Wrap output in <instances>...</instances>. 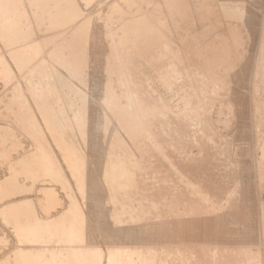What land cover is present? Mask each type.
<instances>
[{
  "label": "rangeland",
  "instance_id": "obj_1",
  "mask_svg": "<svg viewBox=\"0 0 264 264\" xmlns=\"http://www.w3.org/2000/svg\"><path fill=\"white\" fill-rule=\"evenodd\" d=\"M52 1H53V4H52ZM52 1L51 0H39V2H38V0H0V106L2 105L1 108H3V109H4V105L6 108L12 107L11 109L14 110L15 113L17 112L15 114V113H13V111L11 109H7L11 112L10 113L5 108V111H6V113H5V111L0 109L1 111H3V112L0 111V153L2 152V154H3V155L0 154V157L2 156V160L0 158V177H1L0 178V181H1L0 186H3V184L4 185L6 184L5 182L2 184V181L6 180V178L9 176L7 178V181H10V183H13V185L11 187H16L14 189L9 188L10 190L8 189L9 191H5L6 192V193L4 192L5 194H2L3 192H2V189L0 187V189H1L0 197L2 195H3V197L7 196L6 197L7 199L3 198V197L1 198L0 204L2 202H7V201L10 202V200L11 201H18V200L21 201V199H23L22 201H25V202L26 201L31 202L30 199H32V202L34 201L33 203L36 206V208L38 209L39 213H41V215H44V213H45L43 211L44 209L41 208L42 205H40L38 203L43 204L44 199L42 196L44 194H43L42 190H43V186H47V185H48V187L52 186L54 189L57 188L56 190H59L58 194L62 200V201H60L59 206L57 205L58 207L54 208V210L52 209L53 213L62 211V209H63L61 207L62 204L65 207L68 206L67 202H70L69 201L70 199H68L70 197L69 193H71L72 190H73V192H72L73 194L71 193V195L75 194V198H78L77 200L80 203H82V201H80L81 194H79L80 192L77 188V182H76L75 178L73 177V175H71L72 173L70 172V169L68 168V166H66L67 164L64 162V160L60 156V152H59V150H57L58 147H57L56 143L53 142L54 140H53L52 136L54 135V133L53 134H52V132L49 133L50 135L52 134L51 136L48 134L49 131L46 129V127L44 128V125H43L44 123L41 121L42 119L38 115V112L36 111V107L38 104L37 101L42 100L43 96H44V94L43 95L39 94L40 90L43 92L45 91V94L47 95L46 98H47V100L49 99L48 101H50V99L52 98L51 101L52 100L55 101V99H56V102H59V104H61L60 102H62V100H63V102H62V105H63L65 102L64 101L65 99H63L64 95L66 96V95H69L71 92H73L74 88L72 85H74V87L79 85L78 81H80V78L82 77V76H79L80 74L77 75L74 72H72V70L69 72V70L66 69L67 72L71 74V75L70 74L67 75V72L65 69H63V68L59 69V68L54 67V63L55 64H57V63L61 64L59 60L63 57H60V55H59V53H60L59 49L61 46L58 44V42L59 43L63 42V46H64L65 50L70 51V52H76L78 54L77 56H79L81 54L80 56L82 58V61H81L82 68L79 69L80 73L85 74L84 73L85 69H89V70L91 69V71H89V74H87L86 77L83 76L85 79L83 77L81 78L82 79L81 81L83 83H86L87 85L85 84V86H84V85H82L83 84L82 83L81 84L83 86V87L81 86L82 90H80V89L79 90L83 93L85 92L84 94H86V92L89 93L92 90L93 94L95 93L96 95L95 94L93 95L92 92L89 93L91 95H89V94L84 95L83 93L81 94L79 92L82 95V97L84 98L83 100L89 101L90 99L92 100L93 98H94L93 100L98 99L97 97H99V95H100V87H98V86L100 85V82H101V81H99L100 80L99 77H101V78L106 77L107 79L102 78L101 80H102V83H106V86L109 90L108 92H109L110 97H111L110 101H112L113 105H114L113 112H115L116 109H118L117 110L118 113L115 112V115L117 116V120L119 118L123 120L125 117L127 118L129 115L131 117L130 119H128L129 118L128 117L127 119L125 118L123 120V121H125L126 124H124L123 121H122V123H120V119L116 122V117L115 118L113 117L114 113L111 110H110V112L108 111L110 113L109 114L105 110L100 111V108L97 106V107H94L95 109H93L91 112H93L94 110H95L94 112H96V110H97V112L99 111V113L93 112L94 113L93 114V113H87L86 112V115L84 113V118H86L87 115L89 118L87 117L88 121L84 119V122H86L87 124H85V123H83V124L88 125L89 127L92 125L90 127L91 129L87 128L88 126L85 127L83 125L80 132L83 130L81 132V134H83V133H85V134L81 135V134H79L80 133L79 127L76 125V123H73L74 121L72 119H68L69 120L68 125L73 123L70 125V127L73 129L71 130V128H70V129L65 131V133L69 132L68 133L69 135L65 134V138L67 140H69V138L71 139L73 137L69 141H74L73 144H75V146H77L78 148L83 149V147H84V150L87 149V150H85L86 152L83 150V152H85L86 154L88 153L90 147L94 148L92 146L93 145L97 146V144H98L97 148H96V146H95L96 149L94 148L95 149L94 152L96 155H98L97 152H99L100 150L104 149V151H106L107 148H109V147H112V148L108 149V151H107V153L109 152V154L112 153L114 155V153H115V155H117L116 152L118 154H122L123 152H124V154L129 153L128 155L130 157H128V158H130L133 165L135 164L133 166V168L134 167L137 168L136 169L137 171L134 168L135 172H138V170L141 171L142 168L147 167L148 165H152V166L148 167V169H150L151 171L148 170L147 168L146 169L144 168L145 170L142 169V173H144V174L141 176L143 177L144 180L142 178L141 179L139 178L141 182L138 179V177H141V176H138V173H136L137 179H138V180H135L136 185H135V182L133 183L134 185H131L132 188L135 186L136 187L133 188L132 190L130 189L131 188L130 187L129 188L130 191H128L129 193H126V191H124L126 193L125 194L124 192L121 193L120 190H117V191H119V193L116 191V193H118V195L117 196H115L116 194L114 195L115 201L119 198V195H122L123 193L126 195L124 198H127V200H124V198H122L123 196H121L118 199V201L121 203V205L118 201H116V203L117 202L118 203L117 204L115 203L116 207L114 206L115 207L114 210L119 214L120 218H122V223L124 222V220L126 221V222H124V224L127 223V220L129 221V223H127L128 225L123 224L124 228L125 227H126V229L128 228V230L125 229V231L127 232V235L129 234V236H127V238H126V241L128 240L126 243L131 244L132 246H135V247H136V245H138V247H136V248H138L137 249L138 253H140L142 255H144V253H145L146 257L152 256L153 258H150L151 260L148 259L149 261L152 262V263L150 262L151 264H155V263L159 264L160 257H161V260H166L167 257L168 258L170 257V259H169L170 261L168 260V258L165 261L166 263H164V261H163L164 264H169L170 262H172L175 259V257H171V255H170V253L173 254L174 252H176V254L174 253V255H172V256H177V258L175 259L176 262L175 261L172 262L173 264H174V262H175V264H179V263L180 264L181 263L182 264L183 263L184 264H188V263L189 264L190 263L191 264H198V263L199 264H201V263L202 264H209V263L210 264L211 263L212 264H222L223 261L227 259V256H228V262L229 263L226 260V261H224V264H264V221H263L264 220V175H263L264 174L263 173L264 172V112H263L264 106L263 105L264 104L263 105L261 104V106H259L260 103H262V101L264 102V100H263L264 99V90H263L264 89V87H263L264 86V83H263L264 80H262V79H264V77H263L264 76L263 75L264 74V70H263L264 67H262V66H264V64H263L264 63V55H263V52H261L264 50V48H262V47H264V45H263L264 44V42H263V40H264V0H174V1L173 0H69V1L68 0H57V1L52 0ZM172 2H173V4L175 2V8L177 10L172 8V6H173ZM60 3H62V4L64 3L63 4L64 6H62V4H60ZM223 3H224V5H223ZM4 9L6 11H8L9 13H7ZM19 9H20L21 16L18 15V14H20V13H18ZM51 9H53V10L51 11ZM57 9H58V11H57ZM115 9H116L115 13L111 14V11H113ZM237 9H239V10H237ZM249 9L252 11V13ZM61 10L63 12H61ZM173 11L174 12L176 11V13H174ZM184 11H186V12H184ZM246 11H248V18H247L248 22L247 21L245 22V20H246L245 17H247ZM227 12H229V14ZM240 12L241 13L243 12V13L241 14ZM233 13L234 14L236 13L235 16ZM249 13H250V15H249ZM232 14L234 17H230V15L232 16ZM239 14H241V15H239ZM237 15H239V16H237ZM242 15L245 17L243 18ZM62 16L63 17L66 16V19L65 20L63 19L60 21L59 17H62ZM133 16L134 17L137 16L142 21H147L148 24L155 26V28L161 26L163 29L161 31L164 33L166 40L175 41L174 38L177 37V39L179 38L178 40L181 41V43H180V45H177L176 48H174V47L169 48L170 45L167 46L164 43H163V45L161 44L159 46L158 50L162 51V52L159 53L161 55L158 54L156 56V58L159 57L158 59L155 58L153 61V59L150 58L149 62L147 64L139 63L140 65L138 66V69H135V66H132V72H133V75H135V76L130 81L128 79H126L127 81H129V83H128L127 81H125V79L123 80L120 77L119 73L116 74L119 77H117L116 75H111L112 74L111 69L113 68V66H112L113 64H111V63L115 60L114 56H113L114 49L115 50L120 49L117 46V38L120 36L121 33H125L126 31H128L127 29H130ZM177 16L180 17L182 20L186 19V21H184V26H185V29L187 31L185 32V34L182 38L179 35H176V32L173 28V24H175L177 21V19H176V18H178ZM240 16H241V19H240ZM251 17L254 19H252ZM188 18H190V19H188ZM235 18H237V19H235ZM173 19H174L175 23H174V21H172ZM81 20L83 22L85 20H87L88 22L89 21L92 22L93 23L92 26L94 27L93 28L94 30L97 27V29L95 30V33L91 34V36H90L91 42L94 43V50L93 51L90 49L87 51V49H79V47L78 48L73 47V46H76L75 43H76V38H77L76 37L77 32H75V31L77 29H79V30L81 29V31H82V28H80L83 24ZM22 21L25 22L27 29L24 27L25 25H22V24H24ZM79 21H81V24H79L80 23ZM190 21H192V22H190ZM194 21H195V23H194ZM199 21H201V22H199ZM108 22H109V24H108ZM26 23H29V24H26ZM94 24L96 25V27L94 26ZM106 24H108V25H106ZM19 25H20V27H19ZM21 25L23 28H21ZM77 25H78V27H76ZM17 26L19 28V29L17 28L18 32L15 28ZM202 26H203V28H202ZM28 27H30V29ZM31 27H32V29H31ZM74 27L77 29H74ZM197 27L199 29L202 28V30L201 29L199 30ZM24 28H25V30H24ZM20 29L24 30V31L22 30L23 35L19 34V33H21ZM28 29H29V31H28ZM71 29H74V30L72 31ZM107 29H109L108 32H107ZM197 29H198V31H196ZM30 30H32L33 32ZM79 30H77V31H79ZM109 31H111V32H109ZM114 31L116 32L115 34H114ZM189 31H193V32L195 31V33H193V32L188 33ZM11 32H13V33L16 32L19 34V36H18V34H16V33L12 34ZM26 32H29L28 37H27ZM69 32L73 36L76 35V36H74L75 39H74V37H71V38L69 37V36H71L69 34ZM71 32H75L76 34H73ZM31 33H33V34H31ZM51 33H54V35L56 37L54 35H51ZM24 34L26 37L24 36ZM190 34H191V36H193L192 34H194V36L189 37ZM195 34H196V36H195ZM49 35L51 37H53V39L51 37H49ZM66 35H69V36L67 37ZM133 35H134L133 38L139 39V36L137 35V33H133ZM43 36H45V37H43ZM47 36L49 38H47V40H46ZM187 36H188V38H186ZM62 38H64L66 41ZM67 38L68 39L70 38V40L73 38V40H75V41L72 42L73 40H71L70 41V42H72V44H71L69 42V40L67 42ZM191 38H192V40H191ZM51 39H52V41H51ZM188 39L191 41H189ZM43 40H44V42H43ZM49 40H50V42L47 44L46 41L48 42ZM115 42H116V45H115ZM65 43L66 44L68 43L67 46ZM133 44H135V43L130 42L127 46H125L126 50L130 54H132V51L134 49ZM57 45H59V46H57ZM61 45H62V43H61ZM55 46H57V47H55ZM65 46L67 47V49L65 48ZM68 46H72L74 51H73V49H71ZM54 47L57 48L58 50L55 49ZM53 48L55 51L52 50ZM75 48H76V50H75ZM78 49H79V51H78ZM62 50H63V48H62ZM80 50H81V52H80ZM89 51H92V53H90ZM50 52L52 54H50ZM117 52L119 53V50H117ZM55 53L58 54V58H57V56L56 57L54 56V55H57ZM120 53L118 54V56L121 57ZM165 53H166V55H165ZM168 54H170V55H168ZM50 55H53L55 58L51 57ZM261 56L263 58H261ZM160 57L162 59H160ZM163 57H165L166 59ZM54 59H56V61ZM49 60L51 62H49ZM160 60L162 62H160ZM65 62H68V60ZM118 62H119V60H118ZM157 63L158 64L161 63V64L158 65ZM108 64L112 66V67L111 66L108 67V70H110L109 73H111L109 75H108V73H105V71H104V70H106V71H108V70L106 68L103 69L104 67L109 66ZM39 65H42V66L52 65V67L56 68L55 73H57V71H60L62 73V74L58 73L56 75H60L59 77H62V79L64 77H67V78H64L62 80L63 83H62L61 79L59 80V78H58V80L60 82V84H59L58 80H57L58 76L56 77L55 73H54V75H52L53 73L50 71L49 73H47V75H45V74L44 75L49 76V74H50V76H49L50 77V80H49L50 83H51V80L55 79V77H56V79L52 81L53 83L51 85L48 82L47 77L42 76V74L39 77V75H38V74H40V70L38 69ZM133 65H136V63H134ZM144 65H147V68L144 69ZM157 65H158V67H157ZM63 66H64V64H63ZM35 69L38 71L36 72ZM260 69L262 71H260ZM28 71H29V73H27ZM145 71H147V73ZM30 72H32V73L30 74ZM33 72H35L36 74H34ZM140 72L142 73L141 77L139 76ZM25 73H26V75L30 74V76L29 75L26 76ZM98 74H100V75L102 74V75L101 76L99 75V77L97 78ZM34 75H37V79L35 78L36 76H34ZM61 75H63L64 77ZM73 75L74 76L76 75L77 77H74ZM69 76H70V78H69ZM25 77H27V78H25ZM29 77H30V79L32 78L34 81H37L38 84L34 83V81L32 79H31L32 83L30 81H28ZM41 77H44V79L42 78L43 81L39 80V79H41ZM73 77L75 78V80H73L74 79ZM78 77H79V79H78ZM137 77L142 78L144 84H137L136 85V83H134V81L136 80ZM24 78H25V80H23ZM68 78L70 81L67 80ZM26 79H28V80H26ZM65 80H67L66 82H68V83H71L73 81L74 84H73V82L71 83V85L67 84L66 82L64 83ZM91 80L99 81V83L95 82V81L93 82ZM122 80H123V82H122ZM24 81H26L28 83H24ZM41 81H42V85L40 83ZM81 81H80V83H81ZM45 82L46 83L48 82L47 85L49 87L45 86L46 85ZM54 82H56V83H54ZM91 82L96 83V84L91 85ZM33 83H34V85L40 84L41 87L43 86L44 88H46V90L45 89L43 90V87H42V89L39 88L40 90H38L37 87H40V86L36 85L35 90L32 92V93L35 92L34 94H37L38 96H40L42 98H39L40 100H38L37 95H35V97H36L35 98L34 94H31V92H30V94H29V92H27L28 93L27 94L26 92L23 91L24 93L22 94V96H19L15 99V107L16 108L13 109V105L10 106L12 103L9 104V102H8L9 100H11L12 94L13 95L15 94L14 92L12 93V91L15 90V92H16L17 91L16 87L18 88L19 85H21L20 87H24L26 84L31 86V85H33ZM54 84L55 85L57 84L58 86L57 85L56 86L57 87L60 86V87L55 89L56 86ZM63 84H66V86ZM258 84L260 85V88H258L259 87ZM93 85L96 86V88L93 87L94 89L93 88L89 89ZM134 85L137 87L139 86L138 90H135V89H137V87L135 88ZM140 85H141V87H140ZM144 85H147V86H144ZM67 86L71 87L72 89L68 88ZM126 87H129V88L132 87V88L129 90V88H126ZM12 88H13V90H12ZM47 88L48 89L50 88L49 90L52 93H50L49 90L47 91ZM51 88L53 90L59 89L58 91H60V90L61 91L60 92L57 91V93H56L55 91L53 92V90H51ZM85 88H87V89H85ZM139 88H140V90H139ZM84 89L86 91H84ZM97 89L99 90V92L97 91ZM123 89L125 91H122ZM126 89H128V90H126ZM133 89H134L133 92L135 94L132 92ZM68 90H69V92H68ZM259 90H260V92H259ZM65 91H66V93H65ZM261 91H262V93H261ZM47 92H49V93H47ZM77 92H78V90H77ZM123 92H124V94H122ZM129 92L135 96H133V98H132V95ZM102 93L103 92L101 91V95H102ZM252 93H253V95H252ZM254 93H256V94L254 95ZM48 94H49V96H48ZM97 94H98V96H97ZM139 94L144 95V103L146 105L145 111L140 106H139L140 110L137 108V106H136L137 102L131 103V101H129V98L131 100L134 99V101L137 100L140 96ZM32 95H33V97H32ZM50 95L52 97H50ZM57 95L58 96L62 95V96L60 98L59 97L56 98ZM87 95L92 97V98L88 97ZM126 95L128 97V100L126 98ZM85 96H87V99H85ZM258 97H260V99H257ZM88 98H90V99H88ZM125 98H126L127 103H124ZM35 99H37V101ZM81 102H80L81 103L80 107H84L83 108V110H84L85 106H86V104H85L86 102L85 103L83 101H81ZM256 102H257V105L255 104ZM7 103L9 104V106ZM131 104H132V106H131ZM29 105H31L32 109H30ZM129 105L131 106V108H129L130 107ZM133 105L136 108L133 107ZM156 105H158V106H156ZM163 105H165L163 109L164 110L166 109L167 113H166V111L164 112V110L161 108V106L163 107ZM127 106L129 108V110L131 109L130 112L131 113L133 112L134 117L135 118L137 117V120L138 119L140 120V118H141L140 121H142V120L143 121L142 122H140L139 120L136 121V119H134L132 117L133 116L132 114H128V112H129L128 108L125 109ZM262 106H263V108H262ZM74 107L77 108L78 106H74ZM75 108H73V109L67 108L68 110H66V112H68V114H69ZM134 108L138 112H134L135 111ZM160 109H162V110H160ZM126 110H128V111H126ZM141 110H143L142 111L143 113H140ZM31 111H34L35 113L31 112ZM162 111L167 115H165L164 113L162 114ZM18 112H20V114L22 113L24 115L21 116L22 115L21 114L19 116ZM29 112H31L30 116L28 115ZM104 112L107 114L106 115L103 114ZM124 112L127 114H125ZM256 112H257V114H256ZM261 112H263V113H261ZM3 113H5V114H3ZM7 113H8V116L10 115V117H8L6 115ZM144 113H146V115H143ZM11 114H13V116ZM14 114H15V116L16 115L18 116V117L16 116V118L19 120H17L14 117ZM92 114L95 116H92L93 120L91 119L92 122H90L91 121L90 115H92ZM98 114L101 116H99ZM121 114H123V118H122ZM25 115H26V117L27 116L29 117V118L27 117L28 118L27 122L24 121L26 119H24V120L22 119L23 117H25ZM31 115H32V117L35 115V117L30 118ZM69 115L68 116L72 118V116H71L72 113ZM110 115L111 116L113 115L112 117L114 120L112 119V117ZM118 115H121V116H118ZM136 115H139V116H136ZM11 116H12V118H11ZM106 116L108 117V119ZM142 116H143V118H142ZM144 116H146L147 118L150 117V121L153 124L151 123V125H148V124H150L149 123L150 121L145 122L144 120L147 118ZM100 117H102L101 120H100ZM138 117H140V118H138ZM178 117H180V118H178ZM35 118H36V120H34ZM12 119L16 122H14ZM29 119H31V120H29ZM103 119L106 121H104ZM70 120H72L73 122H71ZM94 120H96V121H94ZM110 120L113 122L112 124L110 123ZM148 120H149V118H148ZM148 120H146V121H148ZM23 121H24V126L27 125L26 129H24V130H27L28 127L30 128V129L28 128V130H31L30 125L32 126L31 131H28V132L26 131L27 134L25 133V131L23 129H21V128H25L23 126V123H22ZM34 121L35 122L37 121V123H36L37 126H36ZM129 121H130V123H132V122H135V123L138 122V123H136V125L134 123L135 126L131 127L132 125L131 126L128 125V124H130ZM173 121H174V123H173ZM19 122H20V125H19ZM28 122L30 125L27 124ZM32 122H33V124H32ZM96 122H98L99 124ZM100 122H102V123H100ZM106 122L109 124H106ZM180 122H183V125H182V123L180 124ZM91 123H95V124H91ZM116 123H118V124H116ZM169 123H171V124H169ZM15 124L16 125L18 124V126H19L18 128H20V127L21 128L18 129L17 126H15ZM103 124L105 126L104 129L109 127V125L111 126L109 128H112V125H113V128L117 129V130L115 129L116 131L114 130L113 132H115V134H117L116 132L119 131L118 134L121 137L124 136V140L126 138L125 141L123 140L124 143H121L123 146L118 145L117 143L113 142L115 140L114 136H116V135L113 136V132L110 133L109 128H108V131L106 130L107 133H104V132H106L105 130H101V128L103 129V127H101L99 131L97 129H95L96 127L98 128L99 126H103ZM114 124H115V126H114ZM144 124H145V126H144ZM173 124L174 125L176 124V126L174 127ZM184 124H186V125H184ZM33 125L35 126L36 129L38 127V129L36 130ZM72 125L75 127H73ZM123 125H124V128H123ZM125 125H128V126L126 127ZM138 125L141 126V127L139 126L140 129L137 128ZM152 125L155 127V128L153 127L155 131H152L151 129H149V126L152 127ZM142 126H143V128H142ZM146 126H148V127H146ZM132 128H134V129H132ZM34 129H35V132L32 133ZM74 129H76V130H74ZM88 129L90 132L87 133ZM125 129H127V130H125ZM70 130L73 133H70ZM84 130H86V132ZM134 130H137L138 132H136ZM146 130L149 134L152 132L151 136L152 137L154 136L155 138L154 137H153L154 139L150 138L151 136L148 134H147L148 136L144 135L143 133L146 134V132H143V131H146ZM156 130H157V133L155 136L154 134H155ZM173 130H174V132H172ZM180 130H182V131H180ZM92 131H94V132L92 133ZM97 132H100L99 134H101V135L104 133L103 135L105 136V139H104L103 135L101 137L99 134H97ZM127 132H128V134H127ZM133 132L136 133L137 135L142 133L140 135L143 138L139 137L140 135L139 136L135 135ZM158 132L161 133V134H159V136L163 135L164 140H163L162 136L161 137L158 136ZM28 133H30L32 135H29ZM125 133L128 136H130L131 139L129 137H127ZM92 134H94V135L97 134V135L94 136ZM105 134L109 138L111 137L114 140L109 139ZM132 134H134V135H132ZM164 134H165V136H164ZM66 135H67V137H66ZM78 135L80 136V139H79ZM89 136H90V138H88ZM93 136L94 137L99 136L102 141L103 140L105 141L108 139L107 140L108 142L105 141L108 144V146H107V144L105 145V143H103L104 141L102 142L101 140H99V143H97V144L90 143V140H88V139L92 140ZM135 136H137V137H135ZM145 136H146V138H144ZM81 137L82 138L84 137L85 139L84 138L81 139ZM106 137H107V139H106ZM133 137H134V141L132 142ZM147 137H149V141H148ZM51 138L53 141L51 140ZM136 138H138V140H135ZM161 138H162V140H161ZM75 139H76V141H75ZM141 139H144V141L146 139L145 143ZM155 139L158 142L155 141ZM165 139H167V140H165ZM50 140L52 141L51 142V144H52L51 149H53L52 152H51V149H49L51 147ZM82 140L84 141L83 146L81 145ZM87 140H88V142H87ZM77 141H79L80 143H78ZM147 141H148V143L151 142L149 144L150 147L152 145L154 146L156 144L157 146L155 145L154 148H153V146L151 148L157 149L159 147L158 149L160 150V152H158L159 151L158 149L157 150H150L151 148L147 145L148 144ZM159 141L160 142L162 141V143H159ZM164 141L166 142L165 144H167L166 147H167L169 153H167V151H166L167 149L165 150L166 147L164 145ZM125 142H127V143H125ZM137 142H140V143H138V146H136ZM141 142L143 143V145L146 148L143 147V145H140V144H142ZM53 143H54V145H53ZM109 143H112L113 146H111L112 144L110 145ZM130 143H132V144H130ZM99 144L102 145L101 149H100L101 145H99ZM116 144L118 146H120L119 147L120 150H123L125 148L124 145L125 146L127 145L128 147H131V148H129V150H128V148L126 146L125 150H123L122 152L119 150V152H118L117 150L119 148H117V150L115 149V147L117 146ZM41 145H43V146H41ZM45 145L46 146L50 145V146L48 148V147H45ZM104 145L107 147H105ZM132 145H133V147H132ZM134 146L136 147V150H135ZM141 146H142V148H141ZM161 146H164V147H162L163 149L161 148ZM137 147L142 149L141 152H143L144 149H146L147 151H144L142 154L141 152H139V150H141V149L138 148L139 149L138 150ZM41 148H42V150H41ZM91 148H90V151H91ZM170 148H171V150H170ZM173 148L174 149L180 148V150H178V149L174 150ZM111 149H112V151L114 150V152H110ZM148 150H150V151H148ZM40 151H42L41 154L43 156L46 152L49 154H51L53 152L55 154L57 153L55 155L56 158L54 157V154L51 155V158H50L49 154L47 155V153H46V155H45V158H46V156H49V157H47L48 159H45V161H46L45 163L48 164V162L51 161L52 165H55V166H52L49 163L48 167L49 166L50 167L48 168L45 163L44 164L46 165V167L44 166V164L38 163V153ZM90 151H89L90 154H87V155H88V157H90L89 159L93 158L94 161H93V163L92 162L91 163L94 164V162L96 163L95 160L98 156L95 158L94 156H96V155L94 154L93 149L91 152ZM130 151H133L132 153H133V156H135L134 157L135 159L133 158V156H131ZM136 151H138V152H136ZM151 151H152V153L154 151V153L148 154V152H151ZM156 151L158 153L166 151L165 154L167 153L168 158H169V156H171L170 158H172V159H173V157L174 158L177 157V159H179V156H180L182 158V161L179 160V161H181V163H180L179 161H176V159H175V162H173L171 164V162L173 160H171L169 158L171 160V162H169V161L167 162L166 161L167 155H164V152H163V154L162 153L158 154ZM170 151H173V153H171V155H170ZM174 152L177 153V156ZM182 152L183 153L186 152L184 154H187V156L182 154ZM5 153H6L7 157H4ZM91 153H92V157H91ZM140 154H142L141 156H143L144 159H143V157L140 156ZM172 154H174L175 156L172 157ZM137 155H139L141 157L140 158L141 160H139V157H136ZM148 155H149L150 159L147 157ZM159 155H161V157L165 158L166 160L161 159V157ZM58 156H59V159L61 161V164H59L60 161L57 158ZM145 156L148 159L147 158L145 159ZM184 156H186V159H184ZM35 157H37V158H35ZM106 157H108V155H106ZM6 158H8V160ZM33 158L35 159V161ZM4 159L7 160V161L5 160L7 163L4 161ZM22 159L24 160V162L28 161V164L26 163V165H29V166H26L23 163ZM53 159H55V160L57 159L56 161L58 163L56 161L54 162ZM183 159H184V161H183ZM19 160L20 161L22 160V161L20 162ZM133 160H134V162H133ZM150 160H152V161L150 162ZM164 160L166 162L165 166L168 165V167L172 168L173 166H171V165H174V163H177V162H178V164L180 163L179 164L180 166L178 164H177L178 166L175 164L176 165V169H175L174 168L175 165H174L173 168H174L175 172L171 171V168H168L167 166L166 167L168 169L167 168L162 169V167L164 166ZM188 160L190 162H187ZM29 161L33 165L30 164ZM135 161H136V163H135ZM141 161L142 162L145 161V163H142ZM146 161L149 163H147ZM11 162H12V164H11ZM140 162L143 165H140ZM183 162H184V165H183ZM191 162L193 165L191 164ZM8 163H10V164H8ZM56 163L59 165H57ZM154 163L158 167L154 166ZM156 163H158V164H156ZM20 164H21V167H23L22 169H20ZM23 164L25 165V167ZM137 164L140 167L137 166ZM181 164L183 166V171H186L187 168H189V169L191 168L192 170H195L197 168L199 169V167H200V169L199 170L197 169L198 172H197V170L196 171L191 170L194 173L189 172L188 174L191 173L192 176H194V177H192L190 174L189 175L190 177L188 178L190 180H188L187 179L188 174L186 172L183 173L182 170L181 171L183 173V176H184V174H187V176H184V177L181 176V174H182L180 171ZM186 164L192 165V166L196 165L197 168H196V166H194V167L188 166V167H186V169H184V166H187ZM40 165L41 166L43 165V168L45 167V168L49 169V171L51 169L50 172H55L56 168H58L62 165L60 168L63 167L64 170L63 169L62 170L64 171V173H62L63 171L61 172L62 174L60 172H58V173H60L61 175L64 174V176H67L66 180L67 179L68 180L66 182L69 184L67 185V183H66V186H68V187L70 186L72 188L74 187V189H71L70 191L69 190L65 191V189H67L68 187H66L65 189L64 188L61 189L60 186H57V185H59L58 183L50 181L51 177L49 179V176L41 175L39 170L42 169V167ZM32 166L34 168H32ZM159 166L160 167L162 166L161 167L162 172H164L163 170H165V172H164V173H166L164 175V176H166L165 180L169 181V178H171L170 182H171V186L174 185L173 187L170 186V182H169V185L167 184L168 183L167 181H164V183L161 182L164 178L160 175L162 172L161 173L159 172V171H161ZM28 167L32 168V170L35 169L34 172L37 170L36 173L39 172L40 174H38V175H40V176L38 177V175H37V177H35L36 176L35 175L33 177L34 179H32V177L30 178V175L32 174V172H31V169ZM53 167H56V168H53ZM155 167L157 168L156 170H158V173L155 171ZM177 167L178 168L180 167V169H179L180 173L177 172L180 174V177H182V179L180 178V180H179V178H176L177 176H179V174L177 175V173H176V170L178 171ZM60 168H58L57 171H59ZM153 168H154V171H153ZM163 168H165V167H163ZM173 168H172V170H173ZM10 169H12L13 172ZM52 169L55 171H52ZM189 169L187 171H190ZM146 170H148V171H146ZM8 171L10 173H8ZM18 171L23 176L21 174L17 173ZM20 171H22V172H20ZM60 171H61V169H60ZM140 171H139V173H141ZM167 171L168 172L171 171V173H168ZM150 172L151 173L155 172V175L154 174L150 175L151 174ZM11 173H14V174L16 173V175H14V174L12 175ZM25 173H27L26 174L27 176L24 175ZM65 173H66V175H65ZM146 173L147 174L149 173V176L144 177V175ZM156 173H157V175L158 174L160 175V178L158 177L159 175L158 176L156 175ZM28 174H30V175H28ZM168 174H172V175H168ZM173 175H176V176H173ZM10 176L13 179L14 178L16 179L19 176L21 178V180H19L20 178L18 177L19 179L17 178L16 179L17 181L15 180L16 182H11ZM12 176H15V177H12ZM151 176H156V177H153V179H154L153 181L156 180L155 178H158L155 181L156 186L153 184L154 182H152ZM172 176H173V178L175 177V179H177L179 182L172 179ZM27 177H29L30 179L29 178L27 179ZM161 177L163 179L160 181ZM167 177H168V179H167ZM191 177H192V179H191ZM3 178H5V179H3ZM24 178H26L27 180ZM43 178H44V180H43ZM13 179H12V181H14ZM194 179H196L195 181L197 183L194 182ZM41 180H42V182H41ZM150 180L152 183L150 182ZM158 180L161 182L162 185L158 182ZM186 180H188V183H186L187 182ZM191 180H193V181H191ZM69 181L71 182L72 185L70 184ZM137 181H139V182H137ZM144 181L147 182V183H144L145 186L148 183H149L148 185H152V186H150V188H148L149 190L152 189L151 187H153V185H154V189L151 190L152 193H151V191L149 192V190L147 189V187H149L148 185L146 188L145 187L143 188L144 185H142V184ZM175 181H176V183H173ZM189 181H190V185L192 182V185L193 186L196 185V189L199 191L194 190L195 186L194 187L191 186L193 188L192 189L189 185ZM17 182H19V183H17ZM21 182L23 185L24 184L25 185L23 186L22 184H20ZM165 182H167L166 185H165ZM183 182L186 184H184ZM202 182H204V183H202ZM205 182H206V185H205ZM14 183H15V185H14ZM16 183L18 186L16 185ZM137 183L138 184L140 183L142 187L137 186ZM53 184L55 186H53ZM175 184H176V186H175ZM199 184H202V185L200 186ZM19 185H21V186H19ZM159 185L163 186V188L165 187L164 188L165 190L167 189L166 188L167 185L170 187V188L168 187V191L171 193H169L167 190L165 193V196L169 200L167 198H163L164 200L161 199V197H164L163 195H164L165 191H161V190H163L162 188L159 191V189H160V188H158ZM186 185H187V187H186ZM161 186H159V187H161ZM21 187H23V188H21ZM138 187L141 189L137 190V189H139ZM197 187H199V189ZM187 188H189L190 191ZM11 189L13 191L15 190L16 194L13 191L12 192L16 196L11 192L13 194V196H12V194L10 193ZM16 189L18 191H21V192H18L19 194H17ZM36 189H38V190H36ZM75 189H76V191H74ZM144 189H147L148 192L152 194L151 195L152 197L149 195L147 190H144ZM123 190H125V189H122L121 191H123ZM126 190H128V189H126ZM136 190H137V192H136ZM154 190H155V192H154ZM191 190H192V192H191ZM193 190H194V192H193ZM157 191H159V194L157 193ZM188 191L193 193V195L189 196L191 193H188ZM208 191L211 192V193H209L210 195L208 194ZM8 192L11 194L12 197H9L10 194ZM64 192H66V193L69 192V193H67V195H66V193H64ZM132 193H134V196L132 195ZM161 193H163V194H161ZM187 193H188V196H187ZM76 194H77V196H80V197H77ZM129 194L132 195V197H134L135 199L134 198L132 199V197ZM195 194H197V195H195ZM14 196H15V199H14ZM153 196H155V198ZM159 196H161V197H159ZM193 196L194 197L196 196V197L193 198ZM197 196L199 199H201V201L199 199H196ZM27 197L30 198L29 199L30 201L27 200L28 199ZM129 197H131V199ZM208 197H209V200H208ZM41 198H42L43 202L41 201ZM121 198L123 199L122 200L123 202L121 201ZM156 198H157V200H155ZM3 199H5V200L3 201ZM8 199H10V200H8ZM38 199H40V201ZM159 199H161V200H159ZM129 200H130V202H129ZM132 200H134V201H132ZM140 200H142L143 203ZM152 200H154V201H152ZM35 201H38V202H35ZM126 201H127V203H126ZM159 201L164 205H162L161 203H160L161 205H159ZM164 201H165V203H163ZM61 202H62V204H61ZM131 202H132V204H131ZM122 203H126V204L122 205ZM128 203L130 206H128ZM152 203H154V204H152ZM136 204H137V206H136ZM145 204H147L149 206L146 205V207H145L144 206ZM150 204H152V205H150ZM132 205H135L137 208L133 207ZM158 205H159V208L157 207ZM166 205H168V208H165V209L167 211H169L170 213L167 212L162 207V206L165 207ZM169 205H171L170 208H169ZM118 206H120V207H118ZM262 206H263V208H262ZM128 207H129V209H128ZM155 207H157V208H155ZM221 207H222V209H221ZM121 208L124 209V211ZM132 208L133 209L135 208V209L133 210ZM171 208L172 209L174 208V209L172 210ZM137 209L139 210V212L141 210L142 211L139 213V212H137ZM154 209H155V213L153 212ZM159 209L161 210V212ZM117 210L121 211L122 213L118 212ZM150 210L152 211L151 213H150ZM126 211L127 212L130 211L131 213L130 212H128V213H130L132 216L130 214H128ZM135 211L137 213H135ZM145 211H148V212H145ZM173 211L175 213H177V212L178 213L175 215V213L174 214L172 213ZM185 211H187V212H185ZM222 211H224V214L222 213ZM126 213L131 218L127 217ZM142 213H144L145 215H143ZM160 213L162 214L161 215L162 217L164 216V218L167 219V222H166V219L161 218V216L159 215ZM163 213L164 214L166 213V214L164 215ZM187 213L189 214V216L187 215ZM150 214H152V215H150ZM153 214H155V215L153 216ZM137 215H139V216L137 217ZM173 215H174V217L176 216L175 219H174ZM179 215L181 217H179ZM184 215H186V217H184ZM142 216H145L144 217L145 219H143ZM171 216H172V218H171ZM125 217H127V218H125ZM139 217H141V218H139ZM149 217L152 218L153 221ZM191 217H193V219L195 218V220L198 219L197 220L198 222L193 220ZM109 218H110V221L108 220V222H111L113 217L112 218L109 217ZM134 218L139 219V221L136 220L135 221L136 223H134V220H135ZM187 218L189 221L184 220ZM158 219H160V221L162 220L161 222H163V220H164V222L161 223ZM171 219H172V221H171ZM178 219L181 221V223ZM200 219H202V221ZM146 220H148V221L150 220V221L148 222ZM155 220L157 222H155ZM177 220H178V222H177ZM131 221H132V223H131ZM182 221L186 225H184ZM190 221H192V222H190ZM187 222L189 225L187 224ZM170 223L172 225H170ZM178 223H180L179 226H178ZM190 223H192V224H190ZM135 224H137V226ZM140 224H142V225H140ZM165 224H167V225H165ZM138 225L141 228L140 227L138 228ZM145 225H147V226L145 227ZM157 225L160 227H157ZM133 226L135 228L137 227L136 231L133 230ZM152 226H153V228H151ZM189 226H191L193 229ZM230 226H232V227L229 229ZM154 227L156 230L154 229ZM162 227H164L165 229ZM182 227H184V228H182ZM186 227L188 230L186 229ZM233 227H234V229H233ZM91 228L92 229H90V230H92V232H94V230H95V229H93L94 227L92 226ZM142 228L143 229L147 228L144 230L145 233L143 232ZM175 228L176 229L178 228L177 231ZM137 229H138V232H137ZM149 229H153L154 232L149 230ZM232 229L234 230L233 232H231ZM132 230H133V232H131ZM228 230H230V231L228 232ZM13 231L14 230H13L12 224L4 221V219L2 218L1 213H0V260H2L5 256L6 257L9 256L11 254V252H13V249H14L13 247L16 244H18L17 243L18 239L14 233L15 231L14 232ZM128 231H130L131 234ZM178 231L180 233H178ZM187 231H188V233H187ZM194 231H196V232H194ZM169 232L171 233L172 237L170 236ZM94 233H96L95 238L96 237L98 238V239L96 238L97 240L95 239V242H97L98 245L96 243H95V245L101 246V248L100 247L99 248L101 249V253L103 252L102 257H105V258H101L100 264H105V263H107L106 255L108 256L109 251L108 250H107L108 252L105 251L104 248L108 249V247H106L105 240L103 242V239L99 236V234L97 235L96 230ZM153 233H156L157 235H155ZM184 233H186V234H184ZM198 233H200V234L198 235ZM132 234L135 237L131 236ZM140 234L142 235L141 237H140ZM167 234H168V236H167ZM173 234L176 235V237ZM177 234H179V235H177ZM183 234L186 236H184ZM182 235H183V237H182ZM192 235H193V237H192ZM150 236H154V237H152V239H151ZM162 237H163V239H162ZM173 237H174V239H171ZM187 237H188V240H187ZM144 238H146V239H144ZM179 238H181L180 242H179ZM133 239H135L136 241L134 240L135 241L134 242ZM138 239L141 241L143 240V241L142 242L138 241ZM155 239H159L158 240L159 243ZM161 239H162L163 243L160 242ZM184 239H186V240H184ZM146 240H148V241L146 242ZM168 240L171 242V244ZM183 240H184V242H183ZM189 240H191V241H189ZM200 240H203V241H200ZM137 241H138V243H137ZM150 241L151 242L153 241V243L156 242L155 245L153 243H151L152 244V246H151ZM134 243H135V245H133ZM164 243L167 246L166 247L167 250L169 249L168 251L166 250ZM175 243H177L176 245H178V246H176ZM180 243H181V245H180ZM199 243L201 246L199 245ZM68 244H71V243L69 242ZM158 244H159V246H158ZM169 244L174 245L176 249L173 248L174 246H170ZM182 244L184 246H186L187 244L188 245L190 244L189 245L190 247L188 246L187 248H184ZM179 245L183 248H180ZM191 245H192V248H191ZM198 245H199V247H198ZM148 246H150V248H152V249H150ZM153 246H156V247H154V250H153ZM215 246L217 248H214ZM140 247L142 250H140ZM143 247H145V249ZM163 247L165 248L166 254L164 253V251H162V250H164ZM170 247H172V248L170 249ZM178 247L180 248L179 249L180 253L178 251H176L178 249ZM200 247H201V250H200ZM232 247H234V250H236V251H234ZM161 248H162V250H161ZM189 248H191L192 251ZM204 248H205L204 251H206V253L202 250ZM207 248H208V250H207ZM155 249L156 250L160 249L162 252L160 250L156 251ZM214 249H216V250H214ZM230 249H232L233 251ZM144 250H146V251L144 252ZM150 250H151V253H154L153 255L149 254ZM184 250H186L187 252ZM211 250H214V251H212L213 253L211 252V254L213 255V258L215 260H212L213 259L211 257L212 255L209 252ZM139 251H143V252L141 253ZM182 251H183V253L186 252L187 256H186V253L183 254ZM230 251H232L234 253H232V252L230 253ZM9 252H10V254H9ZM158 252H160L161 254H159ZM138 253L136 254V260H137L136 264H138L140 261L138 259L139 258ZM181 253H182L183 257L179 256L180 257L179 258L178 255L179 254L181 255ZM199 253H200V255H198L199 257L196 258L197 257L196 256L194 258L195 254L197 255ZM202 253H203L204 257L202 256ZM214 253H216L218 256L215 255ZM157 254H159V255H157ZM206 254H208L207 255L208 257L207 256L205 257ZM222 254L224 255V257ZM155 255H156V257L158 256V260L154 259V258H156V257H154ZM165 255H166V257H165ZM219 255L222 258H220ZM229 255L232 259L229 258ZM188 256H189L190 260H189V258H186ZM225 256H226V259H225ZM191 257H192L193 261H191L192 260ZM12 258H13V256H12ZM162 258H164V259H162ZM178 258L182 262L181 261L179 262ZM202 258L205 259V263H204V260ZM219 258L221 260H219ZM102 259H103V261H102ZM183 259H184V261H183ZM152 260H154V261H152ZM161 260H160V264L162 262ZM195 260H197V261L195 262ZM198 260H199V262H198ZM200 260L201 261L203 260V262H201ZM206 260H210V261L212 260V261L206 262ZM217 261H219V262H217ZM230 261H231V263H230ZM193 262H195V263H193Z\"/></svg>",
  "mask_w": 264,
  "mask_h": 264
},
{
  "label": "bare ground",
  "instance_id": "obj_2",
  "mask_svg": "<svg viewBox=\"0 0 264 264\" xmlns=\"http://www.w3.org/2000/svg\"><path fill=\"white\" fill-rule=\"evenodd\" d=\"M52 1V0H51ZM57 1V0H56ZM69 1V0H68ZM174 1V0H173ZM32 2V1H31ZM38 2H39V0H38ZM167 2V1H166ZM224 2V1H223ZM34 3V2H33ZM42 3V2H41ZM69 3V2H68ZM222 3V2H221ZM52 4H53V1H52ZM55 4V3H54ZM60 4H62V3H60ZM64 4V3H63ZM62 4V6H64ZM67 4V3H66ZM178 4V3H177ZM51 5V4H50ZM172 8L173 9H175V10H177L176 8H175V2H174V4H173V2H172ZM221 5V4H220ZM223 5H224V3H223ZM46 6V5H45ZM48 6V5H47ZM72 6V5H71ZM167 6V5H166ZM201 6V5H200ZM55 7V6H54ZM75 7V6H74ZM115 7V6H114ZM222 7V6H221ZM21 8V7H20ZM50 8V7H49ZM65 8V7H64ZM116 8V7H115ZM171 8V7H170ZM182 8V7H181ZM225 8V7H224ZM14 9V8H13ZM22 9V8H21ZM184 9V8H183ZM223 9V8H222ZM228 9V8H227ZM231 9V8H230ZM229 9V10H230ZM5 10V9H4ZM9 10V9H8ZM16 10V9H15ZM50 10V9H49ZM53 9H51V11H52ZM64 10V9H63ZM77 10V9H76ZM224 10V9H223ZM228 10V11H229ZM232 10V9H231ZM237 10H239V9H237ZM250 10V9H249ZM6 11V10H5ZM17 11V10H16ZM19 12L18 13H20V9L18 10ZM57 11H58V9H57ZM71 11V10H70ZM115 11H116V9L115 10H113V11H111V14H113V13H115ZM225 11V10H224ZM233 11V10H232ZM231 11V12H232ZM251 11V10H250ZM7 13H9L8 11H6ZM15 12V11H14ZM60 12V11H59ZM61 12H63L62 10H61ZM60 12V13H61ZM174 12V11H173ZM184 12H186V11H184ZM174 13H176V11L174 12ZM173 13V14H174ZM226 13V12H225ZM228 14H229V12H227ZM241 13V12H240ZM243 13V12H242ZM241 13V14H242ZM246 13H247V17H245V16H243V18L245 17V22L247 21V18H248V11H246ZM251 13H252V11H251ZM15 14V13H14ZM62 14V13H61ZM234 14V13H233ZM233 14H232V16L230 15V17H234L235 16V14H234V16H233ZM241 14H239V15H241ZM9 15V14H8ZM7 15V16H8ZM17 15V14H16ZM18 15H20L21 16V13L20 14H18ZM67 15V14H66ZM177 15V14H176ZM181 15V14H180ZM179 15V16H180ZM187 15V14H186ZM239 15H237V16H239ZM249 15H250V13H249ZM19 16V17H20ZM61 16V15H60ZM174 16V15H173ZM183 16V15H182ZM178 17V16H177ZM190 17V16H189ZM250 17V16H249ZM238 18V17H237ZM237 18H235V19H237ZM252 18V17H251ZM65 20L66 19V16L65 17H59V20L61 21V20ZM177 19V21H176V23H175V21H174V19L172 20V21H174V23L175 24H173V28H174V30H175V32H176V35H179L181 38L184 36V34H185V32L187 31L186 29H185V26H184V21H186V19H184V20H182L180 17H178V18H176ZM175 19V20H176ZM188 19H190V18H188ZM187 19V20H188ZM240 19H241V16H240ZM252 19H254V18H252ZM84 20V19H83ZM82 21V20H81ZM81 21H79L80 23L79 24H81ZM243 21V20H242ZM250 21V20H249ZM24 24H22V25H25V22L24 21H22ZM190 22H192V21H190ZM199 22H201V21H199ZM248 22V21H247ZM251 22V21H250ZM35 23V22H34ZM37 23V22H36ZM82 23L84 24H82V26L80 27V28H82V31H81V29L79 30V29H77V28H75L74 27V29H77V30H79V31H75V32H77V36L76 35H74V36H76L77 38H76V46H73V47H79V49H87V51L90 49V50H94V43H92L91 42V34H94L95 33V30L97 29V27H96V25L94 24V26L96 27V29L94 30L93 28V23L92 22H88L87 20H85L84 22L82 21ZM92 23V24H91ZM194 23H195V21H194ZM26 24H29V23H26ZM31 24V23H30ZM39 24V23H38ZM78 24V23H77ZM78 24V25H79ZM108 24H109V22H108ZM108 24H106V25H108ZM190 24V23H189ZM197 24V23H196ZM201 24V23H200ZM22 25H21V28H23L22 27ZM41 25V24H40ZM78 25L76 26V27H78ZM29 26V25H28ZM194 26V25H193ZM197 26V25H196ZM200 26V25H199ZM19 27H20V25H19ZM25 28L27 27L26 25L24 26ZM73 27V26H72ZM14 28V27H13ZM16 28V30H17V32H18V26L17 27H15ZM18 28V29H17ZM25 28H24V30H25ZM29 29H30V27H28ZM189 28V27H188ZM198 28V27H197ZM202 28H203V26H202ZM202 28H200L201 30H202ZM27 29V28H26ZM29 29H28V31H29ZM31 29H32V27H31ZM74 29H71L72 31L74 30ZM160 29V30H159ZM199 29V28H198ZM198 29L196 30V31H198ZM199 29V30H200ZM23 30V29H22ZM22 30L20 29V32L21 33H19L20 35H23V33H22ZM23 30V31H24ZM108 30L109 29H107V32H108ZM128 31H126L125 33H121L120 34V36L117 38V46L120 48V49H117V50H119V53H120V55H121V57L120 56H118V52H117V50H115L114 49V53H113V56H114V61L111 63V64H113L112 66H113V68L111 69V73H109V71L110 70H108V67H110L111 65H109V66H107V67H102L103 69H107L108 71H106V70H104L105 71V73H108V75L109 74H111V75H116V74H118L119 73V75H120V77L124 80L125 79V81H127L126 79H128L129 81L132 79V78H134V76L135 75H133V72H132V66H135V69H138V66L140 65L139 63H144V64H147L148 62H149V59L150 58H152L153 59V61H154V59L156 58V56L160 53V52H162V51H159L158 49H159V46L162 44L163 45V43L164 44H166L167 46L168 45H170V47L169 48H172V47H174V48H176L177 47V45H180V43H181V41H179L178 39H177V37L176 38H174V40L175 41H168V40H166L165 39V35H164V33L161 31V30H163L162 29V27L161 26H159V27H156L155 28V26H153V25H151V24H148L147 23V21H142V20H140V18H138L137 16H133V18H132V23H131V27H130V29H127ZM191 30V29H190ZM30 31H32V30H30ZM70 31V30H69ZM112 31V30H111ZM111 31H109V32H111ZM206 31V30H205ZM33 32V31H32ZM56 32V31H55ZM54 32V33H55ZM75 32H71V33H73V34H76ZM79 32V33H78ZM98 32V31H97ZM104 32V31H103ZM192 33L193 31H189L188 33ZM12 34H15V33H13V32H11ZM25 33V32H24ZM27 33V37H28V33L29 32H26ZM54 33H51V35H54ZM58 33V32H57ZM106 33V32H105ZM116 32L114 31V34H115ZM133 33H137V35L139 36V39L138 38H133L134 37V35H133ZM187 33V34H188ZM193 33H195V31L193 32ZM16 34H18V33H16ZM19 34H18V36H19ZM31 34H33V33H31ZM56 34V33H55ZM69 34H70V32H69ZM186 34V35H187ZM197 34V33H196ZM196 34H195V36H196ZM71 35V34H70ZM193 36H194V34H192ZM198 35V34H197ZM15 36V35H14ZM17 36V35H16ZM24 36H25V34H24ZM55 36V35H54ZM67 37L69 36V35H66ZM65 36V37H66ZM73 35H71V36H69L70 38L71 37H74ZM141 36V37H140ZM191 36V34L189 35V37ZM193 36H191V37H193ZM26 37V36H25ZM43 37H45V36H43ZM49 37H51L50 35H49ZM48 36L46 37V40H47V38H49ZM56 37V36H55ZM23 38V37H22ZM52 39H53V37H51ZM70 38L68 39L67 38V42H68V40H69V42L71 41V40H73V38L70 40ZM186 38H188V36L186 37ZM52 39H51V41H52ZM62 39H64V38H62ZM74 39H75V37H74ZM65 40V39H64ZM183 40V39H182ZM189 40V39H188ZM191 40H192V38H191ZM191 40H189V41H191ZM61 41V40H60ZM66 41V40H65ZM75 40H73L72 42H74ZM184 41V40H183ZM43 42H44V40H43ZM50 42V40L47 42L46 41V43L48 44ZM72 42H70L71 44H72ZM135 43V44H133L134 45V49H133V51H132V54H130L127 50H126V47L125 46H127L129 43ZM263 42H264V40H263ZM61 43H62V45H61ZM58 44L61 46L60 47V53H59V55H60V57H65L64 59L63 58H61L59 61H60V63L62 64H64V66H63V64L61 65V64H59V63H57V64H55L54 63V67H56V68H63V69H67V70H69V72L72 70V72H74L75 74H80L79 76H84V77H86V75L87 74H89V71H91V69L89 70V69H85L84 70V73L85 74H82V73H80L79 72V69L80 68H82V64H81V61H82V58H81V54L79 55V56H77L78 54L76 53V52H70V51H67V50H65L64 49V46H63V42H58ZM66 44V43H65ZM68 44V43H67ZM67 44H66V46H67ZM213 44V43H212ZM59 45H57V46H59ZM115 45H116V42H115ZM264 45V44H263ZM57 46H55V47H57ZM65 46V48L67 49V47ZM213 46V45H212ZM54 47V48H55ZM68 47H70L71 49H73L72 48V46H68ZM116 47V46H115ZM114 47V48H115ZM117 47V48H118ZM162 47V46H161ZM262 47V46H261ZM54 48L52 49V50H54ZM62 48H63V50H62ZM69 48V49H70ZM165 48V47H164ZM262 48H264V47H262ZM55 49H57V48H55ZM79 49H78V51H79ZM58 50V49H57ZM75 50H76V48H75ZM55 51V50H54ZM72 51V50H71ZM73 51H74V49H73ZM77 51V52H78ZM92 51H89L90 53H92ZM168 51V50H167ZM53 52V51H52ZM80 52H81V50H80ZM166 52V51H165ZM261 52H263V55H264V50L263 51H261ZM54 53V52H53ZM58 53V52H57ZM57 53H55V54H57ZM50 54H52L51 52H50ZM54 55V54H53ZM50 55L51 57H56L57 56V58H58V54L57 55ZM159 55H161V54H159ZM164 55V54H163ZM165 55H166V53H165ZM168 55H170V54H168ZM262 55V56H263ZM83 56V55H82ZM261 56V58H263ZM54 57V58H55ZM67 57V58H66ZM162 57V56H161ZM160 57V59H162ZM159 58V57H158ZM158 58H156V59H158ZM163 58H165V57H163ZM211 58V57H210ZM51 59V58H50ZM166 59V58H165ZM55 61H56V59H54ZM62 60V61H61ZM68 60V62H65V61H67ZM118 60H119V62H118ZM170 60V59H169ZM53 61V60H52ZM58 61V60H57ZM159 61V60H158ZM157 61V62H158ZM263 61V60H262ZM49 62H51L50 60H49ZM160 62H162L161 60H160ZM134 63H136V65H133ZM260 63V62H259ZM52 64V63H51ZM158 64V63H157ZM161 64V63H160ZM160 64H158V65H160ZM164 64V63H163ZM264 64V63H263ZM53 65V64H52ZM52 65H48V66H42V65H39L38 66V69L40 70V74H38L39 75V77H40V75L42 74V76H44V77H47L48 78V82L50 83V74H49V76H45V75H47V73H49L50 71L53 73L52 75H54V73H55V69L56 68H54V67H52ZM158 65H157V67H158ZM259 65V64H258ZM111 66V67H112ZM163 66V65H162ZM51 67V68H50ZM262 67H264V66H262ZM36 68V67H35ZM145 68H147V65H144V69ZM34 69V68H33ZM102 69V70H103ZM263 69V68H262ZM58 70V69H57ZM64 70V71H65ZM67 70H66V72H67ZM101 70V71H102ZM264 70V69H263ZM35 71L37 72L38 70H36L35 69ZM63 71V72H64ZM260 71H262L261 69H260ZM146 73H147V71H145ZM27 73H29V71L27 72ZM32 72H30V74H31ZM34 74H36L35 72H33ZM60 74L61 72L60 71H57V73H55V75L56 74ZM263 73V72H262ZM261 73V74H262ZM30 74H28L29 76H30ZM45 74V75H44ZM62 74V73H61ZM68 74H70V73H68L67 72V75ZM103 74V73H102ZM101 74V75H102ZM25 75H26V73H25ZM28 75H26V76H28ZM71 75V74H70ZM99 75L100 74H98V76H97V78L99 77ZM100 75V76H101ZM104 75V74H103ZM107 75V74H106ZM105 75V76H106ZM264 75V74H263ZM34 76H36L35 78L37 79V75H34ZM58 76V77H57ZM60 75H56V77H57V80H58V78H59V80L61 79V81L64 79V78H67V77H64L63 75H61V76H63L64 78L62 79V77H59ZM74 76V75H73ZM117 76V75H116ZM139 76L141 77L142 76V73L140 72L139 73ZM38 77V78H39ZM44 77H41V79H39V80H42V78L44 79ZM55 77V76H54ZM56 77H55V79H56ZM74 77H77L76 75L74 76ZM73 77V78H74ZM81 77V78H82ZM83 77V78H84ZM117 77H119V76H117ZM140 77H137L136 78V80L134 81V83H136V85L137 84H144V82H143V79L142 78H140ZM264 77V76H263ZM25 78H27V77H25ZM25 78L23 79V80H25ZM34 78V79H35ZM69 78H70V76H69ZM69 78L67 79V80H69ZM72 78V79H73ZM80 78V81L82 80ZM100 78V80L99 81H101L100 82V85L98 86V87H100V95H101V91L104 93H102V97L99 95V97H97L98 99H95V100H91L90 98H92V97H90V96H88V97H90V98H88V99H90L89 101H87V100H83L84 98L82 97V93L83 92H81L80 90H82V88H81V86L82 85H84L85 86V84L86 83H83L82 81H81V83H80V81H78L79 82V85L78 86H76V87H74V85H72L73 86V88H74V90H73V92H71L69 95H64V97H63V99H65L64 101V104L62 105V102H63V100H62V102H60L61 104H59V102H56V99H55V101H51V99H50V101H48L47 100V98H46V94H45V91L43 92V91H41L39 88H41L42 89V87L40 86V84L39 85H37L38 84V82L37 81H34L32 78V80L34 81V83H37V84H35L34 85V83H33V85H25L24 87H20L21 85H19V87L17 88L16 86V89H17V91L15 92V90L14 91H12V93L14 92L15 94L13 95L12 94V97H11V100H9L8 102H9V104H11L10 106H12L13 105V109L14 108H16L15 107V99L17 98V97H19V96H22V94L24 93V92H29V94H30V92H31V94H34V93H32L34 90H35V88H36V85L37 86H40V87H37L38 88V90H40L39 92V94L40 95H43L44 94V96H43V99L42 100H40L39 98H42V97H40V96H38L37 94H34V97H35V95H37L38 96V100H40V101H37V99H35L37 102H38V104H37V107H36V111L38 112V115L41 117V121L44 123L43 125H44V128L46 127V129L49 131L48 132V134L49 133H51L52 132V134L54 133V135L52 136V138H53V140H52V138H51V140L53 141V142H55L56 143V145H57V147H58V149L57 150H59V152H60V156L62 157V159L64 160V162L67 164L66 166H68V168L70 169V172L72 173L71 175H73V177L75 178V180H76V182H77V188H78V190H79V194H81V199H80V201H82V203H80L77 199L78 198H75V194L74 195H71V193L73 192V190H72V192L71 193H69V192H67V193H69L70 194V197L68 198V199H70L69 201L70 202H67V207H65V206H63V204H62V202H61V204H62V211H59V212H55V213H53L52 212V209L54 210V208H56V207H58L59 206V203H60V201H62L61 200V198H60V196H59V194H58V191L59 190H56V189H54L52 186H49L48 187V185L47 186H43V190H42V192H43V201H42V198H41V201L43 202V204H41V203H38V204H40V205H42V207L41 208H43L42 210L45 212L44 213V215H41V213H39V211H38V209L36 208V206L34 205V201L32 202V199H30V198H28L27 200H31V202H28V201H22L23 199H21V201H11L10 199H8V200H10V202H8L7 200V202H2L1 204H0V213H1V216H2V218L4 219V221H6V222H8V223H11L12 224V226H13V230L15 231H13L14 233H15V236L17 237V243L18 244H16L13 248V252H11V254H10V252H9V256H5L2 260H0V264H100V262H101V258H105V257H102L103 256V252L101 253V246H97L98 244H97V242H95V239L97 238H95V234L96 233H94L95 232V230H96V232H97V235L99 234V236L103 239V242H104V240H105V243H106V247H108V249L107 248H104L105 249V251H109V253H108V256L106 255V257H107V263H105V264H136V254L138 253V251H137V249L138 248H136V247H138V245H136V247L135 246H132L131 244H128V243H126L127 241H126V238H127V236H129V234L127 235V232L125 231V229H126V227L124 228V225H126L127 223H129V221L127 220V223H125L124 224V222H126L125 220H124V222L122 223V218H120V216H119V214L114 210V208L116 207L115 206V203H116V201H118V199L121 197V196H123L122 198H124L126 195V193H129L128 191H130V189L132 190L133 188H135V187H133L132 188V186L131 185H134L133 183L135 182V185H136V181L135 180H138L139 178L141 179H143V177L141 176V175H143L144 173H142V169L143 170H145L146 168L148 169V167L149 166H152V165H148L147 167H144V168H140L141 169V171L140 170H138V172H135V170L137 169V168H135V170H134V168H133V166L135 165H133L132 164V161L130 160V158H128V157H130L128 154H124V152L122 153V154H118L117 152H116V154L117 155H115V153H114V155L112 154V153H110L109 154V152L107 153V151H108V149H110V148H112V147H109V148H107V150L106 151H104V149L103 150H100L101 149V147H102V145L101 144H99V145H101L100 146V151L99 152H97V154L98 155H96L95 154V152H94V150L97 148V146H98V144L97 143H99V140H101L100 139V137L99 136H96V137H94L95 135H97V134H99L100 132H97V134H92V135H94L93 136V139L91 140V139H88V140H90V143H92V144H97V146L96 145H93L92 147H94L95 148V146H96V148L94 149V148H91V151H92V149H93V152H94V154L96 155V156H94L95 158H96V163L94 162V164H92L93 163V158H91V159H89L90 157H88V155L87 154H90L89 153V151H90V148H89V151H88V153L86 154L85 152V150H87V149H85L84 150V147H83V149L82 148H78L77 146H75V144H73L74 143V141H69V140H71L69 137V140H67L66 138H65V134H68L69 132H67V133H65V131L66 130H68V129H70L71 127H70V125L71 124H73V123H76V125L79 127V132H80V130L82 129V126L84 125L83 123H85V124H87L86 122H84V119L85 120H87V117H88V115L86 116V118H84V113H85V115H86V112L87 113H93V112H91L93 109H95L94 107H99L100 108V111L101 110H105L107 113H109L110 112V110L113 112V108H114V105H113V102L112 101H110V99H111V97H110V94H109V90H108V88H107V86H106V83H102V78L103 79H105L104 77H99ZM30 79V77H29V80L28 79H26V80H28V81H32ZM55 79H52L51 80V85H52V81L53 80H55ZM78 79H79V77H78ZM77 79V80H78ZM85 79V78H84ZM107 79V78H106ZM56 80V81H57ZM59 80H58V83L60 84V82H59ZM67 80H65L64 81V83L67 81ZM73 80H75V78L73 79ZM98 80V79H97ZM120 80V79H119ZM123 80H122V82H123ZM262 80H264V79H262ZM43 81V80H42ZM42 81L40 82L41 83V85H42ZM45 81V80H44ZM47 81V80H46ZM70 81V80H69ZM72 81V80H71ZM91 81H95V80H91ZM99 81H95V82H98L99 83ZM129 81H127L128 83H129ZM29 82V83H30ZM48 82L46 83V85L45 86H48L47 84H48ZM73 82V81H72ZM71 82V83H72ZM90 82V81H89ZM104 82V81H103ZM257 82V81H256ZM24 83H28V82H26V81H24ZM32 83V82H31ZM30 83V84H31ZM44 83V82H43ZM54 83H56V82H54ZM57 83V84H58ZM62 83H63V81H62ZM67 84H69V85H71V83H68V82H66ZM83 83V84H82ZM97 83V84H98ZM260 83V82H259ZM263 83H264V81H263ZM56 84V85H57ZM73 84H74V82H73ZM82 84V85H81ZM89 84V83H88ZM92 84H96V83H92L91 82V85ZM55 85V84H54ZM55 85V86H56ZM62 85V84H61ZM63 85H65L66 86V84H63ZM76 85V84H75ZM87 85V84H86ZM90 85V84H89ZM90 85V86H91ZM259 85V84H258ZM58 86V85H57ZM56 86V88L55 89H57V88H59V87H57ZM80 86V87H79ZM135 86V85H134ZM144 86H147V85H144ZM262 86V85H261ZM49 87V86H48ZM68 88H70V89H72L71 87H69V86H67ZM83 87V86H82ZM88 87V86H87ZM93 87H95L96 88V86H92V87H88L89 89H92ZM137 86H135V88H136ZM139 87V86H138ZM138 87H137V89H135L134 87V89L135 90H138ZM140 87H141V85H140ZM143 87V86H142ZM264 87V86H263ZM53 88V87H52ZM51 88V90H53ZM62 88V87H61ZM66 88V87H65ZM126 88H129V87H126ZM132 88V87H131ZM131 88H129V90L131 89ZM147 88V87H146ZM258 88H260V85H259V87ZM46 90V88H44L43 87V90ZM50 89V88H49ZM48 88H47V91L49 90ZM67 89V88H66ZM65 89V90H66ZM80 89V90H79ZM85 89H87V88H85ZM84 89V91H86ZM88 89V90H89ZM94 89V88H93ZM134 89L132 90V92L134 91ZM150 89V88H149ZM263 89V88H262ZM12 90H13V88H12ZM59 90V89H58ZM58 90H53V92L55 91L56 93H57V91ZM77 90H78V92H77ZM126 90H128V89H126ZM139 90H140V88H139ZM264 90V89H263ZM24 91V92H23ZM50 91V90H49ZM61 91V90H60ZM60 91H58V92H60ZM97 91L99 92V90L97 89ZM122 91H125L124 89L122 90ZM63 92V91H62ZM68 92H69V90H68ZM81 94H80V93ZM90 92H92V94H93V91L91 90ZM89 92V93H90ZM95 92V91H94ZM254 92V91H253ZM259 92H260V90H259ZM47 93H49V92H47ZM50 93H52L51 91H50ZM65 93H66V91H65ZM85 93V92H84ZM83 93V94H84ZM89 93H87L86 92V94H89ZM127 93V92H126ZM130 93V92H129ZM134 93V92H133ZM258 93V92H257ZM261 93H262V91H261ZM260 93V94H261ZM28 94V93H27ZM86 94H84V95H86ZM95 94V93H94ZM93 94V95H94ZM122 94H124V92L122 93ZM128 94V93H127ZM131 94V93H130ZM135 94V93H134ZM256 93H254V95H255ZM63 95V94H62ZM61 95V96H62ZM83 95V96H84ZM89 95H91V94H89ZM92 95V96H93ZM96 95V94H95ZM105 95V96H104ZM132 95V98H133V96H135V95H133V94H131ZM140 96H139V98L137 99V100H135L134 101V99H130L129 98V101H131V103H134V102H137L136 104V106H137V108L139 109L140 107L145 111L146 110V108H145V103H144V95L143 94H139ZM252 95H253V93H252ZM31 96V95H30ZM48 96H49V94H48ZM60 95L58 96H56V98L57 97H61ZM87 96H85V99H87ZM97 96H98V94H97ZM123 96V95H122ZM130 96V95H129ZM32 97H33V95H32ZM50 97H52L51 95H50ZM49 97V98H50ZM13 98V99H12ZM36 98V97H35ZM55 98V97H54ZM96 98V97H95ZM126 98H127V100H128V97H127V95H126ZM126 98H125V102L124 103H127V101H126ZM254 98V97H253ZM10 99V98H9ZM34 99V98H33ZM257 99H260V97H258ZM34 100V101H35ZM47 100V101H46ZM60 100V99H59ZM264 100V99H263ZM3 101V100H2ZM35 101V102H36ZM61 101V100H60ZM81 101H83L85 104H86V106H85V111L83 110V108L84 107H80V104L82 103ZM128 101V102H129ZM133 101V102H132ZM259 101V100H258ZM4 102V101H3ZM6 102V101H5ZM81 102V103H80ZM33 103V102H32ZM4 104V103H3ZM6 104V103H5ZM8 104V103H7ZM9 104H8V106H9ZM30 104V103H29ZM256 105H257V102L255 103ZM261 104L263 105L264 104V102L262 101V103H260V105L259 106H261ZM35 105V104H34ZM84 105V104H83ZM2 106V105H1ZM1 106H0V109L1 110H3V111H5V105H4V109L3 108H1ZM30 106V109H32V107H31V105H29ZM74 106H78L77 108H75ZM126 106V105H125ZM130 106V105H129ZM131 106H132V104H131ZM131 106L129 107V108H131ZM140 106V107H139ZM156 106H158V105H156ZM164 106L165 105H163V107L161 106V108L163 109L164 108ZM264 106V105H263ZM263 106H262V108H263ZM133 107H135L134 105H133ZM12 107H10V108H6V110L7 109H11ZM70 108V109H73V108H75L74 110H72L69 114H71L72 113V118L71 117H69L70 115L68 114V112H66V110H68V109ZM102 108V109H101ZM128 108V106L125 108V109H127ZM129 108H128V110H129ZM136 108V107H135ZM135 108H134V110H135ZM137 109V110H138ZM162 109H160V110H162ZM0 110V111H1ZM12 110V109H11ZM117 110L118 109H116V113H118L117 112ZM128 110H126V111H128ZM131 110V109H130ZM130 110H129V112H130ZM133 110V111H134ZM140 110V109H139ZM143 110H141V112L140 113H143L142 111ZM164 110V109H163ZM264 110V109H263ZM3 111H1V112H3ZM7 111H9V110H7ZM13 111V113H15L14 112V110H12ZM16 111V110H15ZM109 111V112H108ZM166 111V109L164 110V112ZM10 112V111H9ZM8 112V113H9ZM31 112H34V111H31ZM31 112H29L28 113V115L30 116V113ZM96 112H97V110H96ZM96 112H94V113H96ZM103 112V111H102ZM111 112V113H112ZM115 112H113L114 113V118L116 117V122L120 119L119 117V119L117 120V116L115 115ZM128 112V114H132L133 115V112L131 113H129ZM134 112H138V111H134ZM147 112V111H146ZM163 111H162V114L164 113ZM264 112V111H263ZM263 112H261V113H263ZM5 113H6V111H5ZM5 113H3V114H5ZM8 113L6 114L7 116H8ZM11 113V112H10ZM17 113V112H16ZM15 113V114H16ZM35 113V112H34ZM93 113V114H94ZM97 113H99V111L97 112ZM101 113V112H100ZM107 113H103V114H107ZM112 113V114H113ZM121 113V112H120ZM125 113V112H124ZM166 113H167V111H166ZM259 113V112H258ZM2 114V113H1ZM15 114H14V117L16 118V116H15ZM22 114V113H21ZM20 114V112H18V115L20 116L21 115ZM69 116H68V115ZM90 115V120L92 119L93 120V117L92 116H95V115ZM110 114V113H109ZM125 114H127V113H125ZM139 114V113H138ZM165 114V113H164ZM256 114H257V112H256ZM12 116H13V114H11ZM24 114H22L21 116H23ZM33 115V114H32ZM32 115H31V117L30 118H34L35 117V115L32 117ZM37 115V114H36ZM99 115V114H98ZM104 115V116H105ZM122 115V118H123V114H121ZM121 115H118V116H121ZM140 115V114H139ZM139 115H136V116H139ZM143 115H146V113H144ZM165 115H167V114H165ZM12 116H11V118H12ZM99 116H101V115H99ZM111 116V115H110ZM111 116V117H112ZM125 116V115H124ZM8 117H10V115L8 116ZM18 117V116H17ZM25 117H26V115H25ZM23 117L22 119L24 120V119H26V120H24L25 122H27V119L29 118L28 116V118L26 117ZM38 117V116H37ZM39 117V118H40ZM69 117V118H68ZM97 117V116H96ZM103 117V116H102ZM102 117H100V120L102 119ZM107 117V116H106ZM113 117H112V119H113ZM129 117V118H128ZM127 118L128 119H130L131 117H130V115L128 116ZM134 119H136V121H138L137 120V117L135 118L134 117V115L132 116ZM144 117H146V116H144ZM89 118V117H88ZM99 118V117H98ZM97 118V119H98ZM105 118V117H104ZM126 118V117H125ZM124 118V119H125ZM126 118V119H127ZM138 118H140V117H138ZM142 118H143V116H142ZM147 118V117H146ZM148 118H149V120H148ZM147 119H145L144 121L145 122H149L150 121V117H148ZM178 118H180V117H178ZM259 118V117H258ZM14 119V118H13ZM12 119V120H13ZM17 119V118H16ZM15 119V120H16ZM21 119V118H20ZM68 119H72V120H70L71 122H73V123H71L70 125H68ZM96 119V120H97ZM107 119H108V117H107ZM123 119V120H124ZM17 120H19V119H17ZM29 120H31V119H29ZM34 120H36V118L34 119ZM39 120V119H38ZM92 120L90 121V122H92ZM96 120H94V121H96ZM99 120V119H98ZM104 120V119H103ZM114 120V119H113ZM122 119H120V123H122V121H123ZM133 120V119H132ZM140 120H141V118H140ZM139 120V121H140ZM146 120H148V121H146ZM176 120V119H175ZM174 120V121H175ZM182 120V119H181ZM14 121V120H13ZM22 121V120H21ZM24 121L22 122L23 123V126H24ZM88 121V120H87ZM104 121H106V120H104ZM127 121V120H126ZM131 121V120H130ZM130 121H129V123H130ZM143 121V120H142ZM142 121H140V122H142ZM174 121H173V123H174ZM14 122H16V121H14ZM30 122V121H29ZM29 122L27 123V124H29ZM35 122V121H34ZM109 122V121H108ZM124 122V124H126L125 123V121H123ZM139 122V123H140ZM171 122V121H170ZM31 123V122H30ZM37 123V121L35 122V124ZM70 123V122H69ZM96 123H98V122H96ZM100 123H102V122H100ZM110 123L112 124L113 122L110 120ZM119 123V122H118ZM118 123H116V124H118ZM133 123V124H132ZM132 123H130V124H128V125H132L131 127H133V126H135L136 125V123H138V122H132ZM134 123H135V125H134ZM150 124H148V125H151V121L149 122ZM182 123V125H183V122H180V124ZM32 124H33V122H32ZM34 124V125H35ZM89 124V123H88ZM91 124H95V123H91ZM90 124V125H91ZM99 124V123H98ZM97 124V125H98ZM105 124V123H104ZM104 124H103V126H99L98 128L96 127L95 129H97L98 131L100 130V128L101 127H103V129L101 128V130H107L108 131V128L109 127H111L110 125H109V127H107L106 129H104ZM106 124H109V123H107L106 122ZM141 124V123H140ZM143 124V123H142ZM153 124V123H152ZM169 124H171V123H169ZM177 124V123H176ZM176 124L174 125V127L176 126ZM179 124V123H178ZM19 125H20V122H19ZM30 125V124H29ZM33 125V126H34ZM121 125V124H120ZM128 125H125L126 127L128 126ZM155 125V124H154ZM184 125H186V124H184ZM15 126H17V128L19 127L18 126V124L16 125L15 124ZM22 126V127H23ZM36 126H37V124H36ZM73 126V125H72ZM85 127H87L88 125H84ZM92 126V125H91ZM90 126V127H91ZM114 126H115V124H114ZM117 126V125H116ZM122 126V125H121ZM129 126V127H130ZM140 125H138V127L137 128H139L140 129V127H139ZM144 126H145V124H144ZM171 126V125H170ZM180 126V125H179ZM25 128H21V129H26V127H27V125L26 126H24ZM30 127H31V130H32V126L30 125ZM73 127H75V126H73ZM89 126L87 127V128H89V129H91ZM94 127V126H93ZM118 127V126H117ZM130 127V128H131ZM146 127H148V126H146ZM154 126L152 125V127H150L149 126V129H151L152 131H155L154 130V128H153ZM172 127V126H171ZM173 127V128H174ZM184 127V126H183ZM20 128H18V129H20ZM29 128V127H28ZM28 128H27V130H24L25 131V133L27 134V132L28 131H31V130H28ZM34 128H35V126H34ZM77 128V127H76ZM121 128V127H120ZM123 128H124V125H123ZM142 128H143V126H142ZM141 128V129H142ZM145 128V127H144ZM153 128V129H152ZM172 128V129H173ZM182 128V127H181ZM30 129V128H29ZM36 129V128H35ZM35 129L33 130V132L32 133H34L35 132ZM37 129H38V127H37ZM36 129V130H37ZM73 128H71V130H72ZM89 129H88V131H87V133L88 132H90L89 131ZM93 129V128H92ZM94 129V130H95ZM116 129V128H115ZM114 128H113V125H112V128H109V131H110V133L111 132H113L114 130H115ZM132 129H134V128H132ZM146 129V128H145ZM148 129V128H147ZM148 129V130H149ZM171 129V130H172ZM184 129V128H183ZM22 130V131H23ZM71 130H70V133H73V132H71ZM74 130H76V129H74ZM87 130V129H86ZM86 130H84L85 132H86ZM96 130V131H97ZM117 130V129H116ZM115 130V131H116ZM125 130H127V129H125ZM150 130V131H151ZM175 130V129H174ZM174 130L172 131V132H174ZM188 130V129H187ZM27 131V132H26ZM39 131V130H38ZM83 131V130H82ZM81 131V132H82ZM107 131L106 132H104V133H107ZM122 131V130H121ZM134 131H136V132H138L137 130H134ZM141 131V130H140ZM177 131V130H176ZM175 131V132H176ZM180 131H182V130H180ZM75 132V131H74ZM81 132L79 133V134H81ZM94 131H92V133H93ZM118 132L119 131H117L116 133L117 134H115V132H113V136L114 135H116V136H114V139L113 138H109L106 134V136L109 138V139H113L114 141L113 142H115V143H117L118 145H122L121 143H124L123 142V140H124V136L123 137H121L119 134H118ZM125 132V131H124ZM143 132H146V134L145 133H143L144 135H150L151 136V133L149 134L148 132H147V130L146 131H143ZM31 133V132H30ZM30 133H28L29 135H32V134H30ZM76 133V132H75ZM78 133V132H77ZM86 133V134H87ZM103 133V132H102ZM103 133V134H104ZM134 133V132H133ZM156 133H157V130H156V132H155V136H156ZM37 134V133H36ZM51 134V135H52ZM83 134H85V133H83ZM83 134H81V135H83ZM90 134V133H89ZM102 134V135H103ZM126 134V133H125ZM127 134H128V132H127ZM126 134V136L127 137H129L130 138V136H128ZM135 135H137L136 133H134ZM134 134H132V135H134ZM140 134H142V133H140ZM140 134H138L137 136H139ZM159 134H161L160 132H158V136H159ZM184 134V133H183ZM50 135V134H49ZM50 135V136H51ZM69 135V134H68ZM101 137H102V135L101 134H99ZM111 135V134H110ZM147 135V136H148ZM153 135V134H152ZM49 136V137H50ZM79 136V135H78ZM77 136V137H78ZM104 136V135H103ZM112 136V135H111ZM137 136H135V137H137ZM162 136V138H163V140H164V137H163V135H160L159 137H161ZM164 136H165V134H164ZM175 136V135H174ZM66 137H67V135H66ZM107 137H106V139H107ZM121 137V138H120ZM139 137H142L141 135L139 136ZM138 137V138H139ZM154 137V136H153ZM152 136L150 137V138H153ZM84 138V137H83ZM82 137H81V139H83ZM88 138H90V136L88 137ZM128 138V139H129ZM138 138H136L135 140H138ZM143 138V137H142ZM144 138H146V136L144 137ZM155 138V137H154ZM153 138V139H154ZM158 138V137H157ZM162 138H161V140H162ZM166 138V137H165ZM168 138V137H167ZM79 139H80V136H79ZM78 139V140H79ZM85 139V138H84ZM87 139V138H86ZM104 139H105V136H104ZM131 139V138H130ZM140 139V138H139ZM147 139H148V141H149V137H147ZM152 139V140H153ZM170 139V138H169ZM184 139V138H183ZM50 140V144H51V141ZM74 140V139H73ZM88 140H87V142H88ZM108 140V139H107ZM107 140H105L106 142H108ZM125 140H126V138H125ZM124 140V141H125ZM141 140H143L144 141V139H141ZM159 140V139H158ZM165 140H167V139H165ZM75 141H76V139H75ZM81 141V140H80ZM102 141V140H101ZM104 141V140H103ZM102 141V142H103ZM103 142V143H105V145L107 144L106 142ZM128 141V140H127ZM134 141V137H133V140H132V142ZM140 141V140H139ZM145 141H146V139H145ZM145 141H144V143H145ZM148 141H147V143H148ZM155 141H157L156 139H155ZM260 141V140H259ZM78 143H80L79 141H77ZM76 142V143H77ZM83 140H82V146H83ZM112 142V143H113ZM158 142V141H157ZM177 142V141H176ZM43 143V142H42ZM41 143V144H42ZM77 143V144H78ZM102 143V144H103ZM112 143H109L110 145L112 144ZM125 143H127V142H125ZM129 143V142H128ZM138 143H140V142H137L136 143V146H138ZM142 143V142H141ZM146 143V144H147ZM151 143V142H150ZM150 143H148L147 145L149 146V144ZM159 143H162V141L160 142L159 141ZM158 143V144H159ZM166 142L164 141V145H165V147L167 146V144H165ZM87 144V143H86ZM85 144V145H86ZM116 144V145H117ZM130 144H132V143H130ZM40 145V144H39ZM44 145V144H43ZM43 145H41V146H43ZM53 145H54V143H53ZM55 145V146H56ZM80 145V144H79ZM78 145V146H79ZM90 145V144H89ZM104 145V146H105ZM109 145V146H110ZM117 145V146H118ZM135 145V144H134ZM140 145H143V143L142 144H140ZM146 145V146H147ZM152 145V144H151ZM156 145V144H155ZM154 145V146H155ZM170 145V144H169ZM172 145V144H171ZM50 146V145H49ZM49 146H46L45 145V147H48L49 148ZM54 146V147H55ZM107 146H108V144H107ZM107 146H105V147H107ZM111 146H113V144L111 145ZM115 147V149L117 150V148H119L120 146H118V147ZM123 146V145H122ZM127 146V145H126ZM126 146L124 145V147L126 148ZM131 146V145H130ZM153 146V145H152ZM151 146V147H152ZM154 146H153V148H154ZM157 146V145H156ZM159 146V145H158ZM183 146V145H182ZM123 147V148H124ZM132 147H133V145H132ZM143 147H145L144 145H143ZM150 147V146H149ZM148 147V148H149ZM150 147V148H151ZM162 147H164V146H161V148ZM170 147V146H169ZM168 147V148H169ZM173 147V146H172ZM171 147V148H172ZM179 147V146H178ZM43 148V147H42ZM42 148H41V150H42ZM52 148V144H51V147L49 148V149H51ZM87 148V147H86ZM104 148V147H103ZM122 148V149H123ZM125 148L123 149V150H125ZM127 148H128V150H129V148H131V147H128L127 146ZM134 148H135V150H136V147L134 146ZM139 147H137V149H138ZM141 148H142V146H141ZM141 148H139V149H141ZM146 148V147H145ZM153 148H151L150 150H157L156 148L155 149H153ZM171 148H170V150H171ZM114 149V148H113ZM138 149V150H139ZM144 149V148H143ZM163 149V148H162ZM161 149V150H162ZM167 149V147L165 148V150ZM174 149V148H173ZM172 149V150H173ZM176 149V148H175ZM174 149V150H175ZM178 150H180V148H177ZM176 149V150H177ZM204 149V148H203ZM48 150V149H47ZM52 150L53 149H51V152H52ZM83 150L85 151V152H83ZM119 150H120V148L117 150L118 152H119ZM123 150H120L121 152L123 151ZM150 150H148V151H150ZM159 150V149H158ZM44 151V150H43ZM90 151V152H91ZM110 151V150H109ZM142 151V149L141 150H139V152H141ZM144 151H147L146 149H144ZM143 151V152H144ZM167 151V153H169L168 152V149L166 150ZM165 151V152H166ZM5 152V151H4ZM46 152V151H45ZM92 152V153H93ZM110 152H114V150L112 151V149H111V151ZM133 151H130V154H131V156H133V153H132ZM136 152H138V151H136ZM135 152V153H136ZM143 152H141L142 154H143ZM157 152V151H156ZM158 152H160V150L158 151ZM157 152V153H158ZM164 152V151H163ZM163 152H161L162 154H163ZM165 152H164V155H167V160L165 159V158H162L161 157V155H159L160 157H161V159H165L167 162L169 161V162H171V160H173L172 162H171V164L173 163V162H175V159H176V161H179V160H181L182 161V158L179 156V159H177V157L176 158H174L173 156H175L174 154H172V157H173V159L172 158H170L171 156H169V158L171 159H169L168 158V154L166 153L165 154ZM180 152V151H179ZM42 153V151H40L39 153H38V163H41V164H44L46 161H45V159H48L47 157H49L50 156V158H51V155H53L54 154V157H55V155L57 154H55L54 152L53 153H51V154H49V153H47V155L49 154V156H46V158H45V155H46V153L44 154V156L41 154ZM92 153H91V157H92ZM149 153H152V151L151 152H148V154ZM153 153H154V151H153ZM152 153V154H153ZM161 153H158V154H161ZM171 153H173V151H170V155H171ZM175 154H176V156H177V153L176 152H174ZM184 153H186V152H184ZM183 152H182V154H184ZM0 154H2V152L0 153ZM93 154V155H94ZM138 154V153H137ZM142 154H140V156L142 155ZM146 154V153H145ZM179 154V153H178ZM3 155V154H2ZM106 155H108V157H106ZM128 155V156H127ZM135 155V154H134ZM147 155V154H146ZM151 155V154H150ZM181 155V154H180ZM184 155H186L187 156V154H184ZM90 156V155H89ZM139 155H137L136 157H139V160H141L140 158L141 157H143V156H141L140 157ZM163 156V155H162ZM186 156H184V159H186ZM4 157H7L6 156V153H5V155H4ZM3 157V158H4ZM135 156H133V158H134ZM149 159H150V157H149V155L147 156ZM146 156H145V159L147 158ZM165 157V156H164ZM183 157V156H182ZM1 158V160H2V156L0 157ZM35 158H37V157H35ZM56 158V157H55ZM58 159H59V156L57 157ZM132 158V157H131ZM147 158V159H148ZM181 158V159H180ZM7 160H8V158H6ZM6 159H4V161L6 160ZM34 159V158H33ZM32 159V160H33ZM135 159V158H134ZM143 159H144V157H143ZM169 159V160H168ZM184 159H183V161H184ZM6 160V161H7ZM10 160V159H9ZM23 160V159H22ZM21 160V161H22ZM52 160V159H51ZM54 160V162L57 160H55V159H53ZM138 160V159H137ZM136 160V161H137ZM165 160H164V166L163 167H165V168H163L162 166V169H166L167 167H168V165H166L165 166V164H166V162H165ZM5 161V162H6ZM20 161V160H19ZM20 161V162H21ZM34 161H35V159H34ZM37 161V160H36ZM50 161V160H49ZM59 161H60V159H59ZM136 161H135V163H136ZM152 160H150V162H151ZM181 161H179L180 163H181ZM3 162V161H2ZM1 162V163H2ZM10 162V161H9ZM18 162V161H17ZM33 162V161H32ZM57 162V161H56ZM92 162V163H91ZM133 162H134V160H133ZM142 162V161H141ZM141 162H140V165H143V164H141ZM147 162V161H146ZM187 162H190L189 160L187 161ZM7 163V162H6ZM23 163L26 165V163L28 164V161L27 162H24V160H23ZM29 163L30 164H32L30 161H29ZM37 163V162H36ZM51 164L52 165V162L50 161V162H48V164ZM58 163V162H57ZM56 163V164H57ZM142 163H145V161H143ZM147 163H149V162H147ZM146 163V164H147ZM179 163V164H180ZM194 163V162H193ZM5 164V163H4ZM8 164H10V163H8ZM11 164H12V162H11ZM18 164V163H17ZM23 164V165H24ZM35 164V163H34ZM46 164V163H45ZM44 164V166L46 167V165H47V167H48V164H46L45 165ZM54 164V163H53ZM59 164H61V161H60V163ZM59 164H57V165H59ZM153 164V163H152ZM156 164H158V163H156ZM170 164V163H169ZM177 165L178 164V162L177 163H174V165ZM178 164V165H179ZM190 164V163H189ZM191 164H192V162H191ZM195 164V163H194ZM14 165V164H13ZM12 165V166H13ZM25 165H24V167H25ZM33 165V164H32ZM37 165V164H36ZM56 165V166H57ZM174 165H171V166H173L174 167ZM176 165H175V169H176ZM177 165V166H178ZM183 165H184V162H183ZM187 165V164H186ZM193 165V164H192ZM192 165H187V166H184V169H186V167H188V166H192ZM11 166V165H10ZM17 166V165H16ZM26 166H29V165H26ZM38 166V165H37ZM41 166V165H40ZM52 166H55V165H52ZM62 166V165H61ZM60 166V167H61ZM137 166H139L138 164H137ZM154 166H157V165H155V163H154ZM170 166V165H169ZM180 166V165H179ZM194 166H196V165H194ZM194 166H192V167H194ZM15 167V166H14ZM42 167V169H40L39 170V172L41 173V175H46V176H49V179H50V177H51V179H50V181L51 182H56V183H58L59 185H57V186H60V188L61 189H65L66 187H68V186H66V181L68 180H66V177L67 176H64V174L63 175H61L62 173H64V169H63V167L62 168H60V167H58V168H60L61 169V171H60V169H59V171H57V169L58 168H56V167H53V168H56V171L55 170H53L52 169V171H55V172H50L51 171V169H50V171H49V169H47V168H43V165L41 166ZM50 167V166H49ZM48 167V168H49ZM140 167V166H139ZM142 167V166H141ZM158 167V166H157ZM160 167V166H159ZM161 167H160V169H161ZM172 167V168H173ZM13 168V167H12ZM23 167H21V164H20V169H22ZM28 168H30V167H28ZM32 168H34L33 166H32ZM32 168H30L31 169V172H32V174L30 175V174H28V175H30V178L32 177V179H34L33 177L35 176V177H37V175L38 174H40L39 172H37L36 173V171L34 172V170L35 169H33L32 170ZM152 168V167H151ZM168 168H171V167H168ZM167 168V169H168ZM172 168H171V171H174V168H173V170H172ZM196 168H197V166H196ZM8 169V168H7ZM6 169V170H7ZM17 169V168H16ZM19 169V168H18ZM63 169V170H62ZM157 168L155 167V171L158 173V170H156ZM159 169V170H160ZM162 169H161V171H159L160 173L162 172ZM177 169H178V171L176 170V173L177 172H179V169H180V167L178 168L177 167ZM189 168H187V170H188ZM194 169V168H193ZM198 169V168H197ZM197 169H195V170H192L191 168L189 169L190 171H183V166H182V164H181V169H180V171L182 170L183 171V173L184 172H186L187 174L189 173V172H192V171H196ZM199 169H200V167H199ZM198 169V170H199ZM10 170H12V169H10ZM25 170V169H24ZM148 170H150V169H148ZM148 170H146V171H148ZM192 170V171H191ZM198 170H197V172H198ZM28 171V170H27ZM26 171V172H27ZM63 171V172H62ZM69 171V170H68ZM137 171V170H136ZM139 171L141 172V173H139ZM145 171V172H146ZM151 171V170H150ZM153 171H154V168H153ZM164 172H165V170H163ZM169 171V170H168ZM167 171V172H168ZM171 171L170 172H168V173H171ZM182 171H181V173H182ZM12 172H13V170H12ZM16 172V171H15ZM20 172H22V171H20ZM58 172H62L61 174L60 173H58ZM69 172V173H70ZM164 172H162L160 175L164 178H162L161 177V179H160V181L161 182H163L164 183V181H167V182H165V185H166V183L169 185V182H170V180H171V178H169V181L168 180H165V177L166 176H164L166 173H164ZM175 172V171H174ZM200 172V171H199ZM263 172V171H262ZM7 173V172H6ZM8 173H10L9 171H8ZM17 173H19V171L17 172ZM35 173V174H34ZM136 173H138V176H141V177H138V179H137V175H136ZM151 173V172H150ZM157 173H156V175H157ZM180 173V172H179ZM179 173H177V175L179 174ZM183 173L181 174V176L182 177H184V176H187V174H184V176H183ZM192 173H194V172H192ZM264 173V172H263ZM262 173V174H263ZM12 175L14 174V173H11ZM19 174H21V173H19ZM18 174V175H19ZM27 173H25L24 175H26ZM147 174V173H146ZM144 175V177L145 176H149V173L147 174V175ZM152 174H154L155 175V172H153V173H151L150 175H152ZM174 174V173H173ZM191 174V173H190ZM190 174H188V177H187V179L190 177L189 175ZM4 175V174H3ZM6 175V174H5ZM14 175H16V173L14 174ZM22 175V174H21ZM65 175H66V173H65ZM69 175V174H68ZM159 175V174H158ZM157 175V176H158ZM160 175L158 176L159 178H160ZM168 175H172V174H168ZM264 175V174H263ZM7 176V175H6ZM5 176V177H6ZM23 176V175H22ZM27 176V175H26ZM40 175H38V177H39ZM173 176H176V175H173ZM173 176H172V179H174V180H176L177 182H179L177 179H175V177L173 178ZM191 176H192V174H191ZM9 177V176H8ZM7 177V178H8ZM12 177H15V176H12ZM19 177V176H18ZM17 177V178H18ZM25 177V176H24ZM65 177V178H64ZM72 177V176H71ZM152 178H151V180H152V182H154L153 184L155 185V181L158 179V178H155L156 180L155 181H153L154 179H153V177H156V176H151ZM169 177V176H168ZM168 177H167V179H168ZM171 177V176H170ZM182 177H180V174H179V176H177L176 178H179V180H180V178L182 179ZM192 177H194V176H192ZM192 177H191V179H192ZM1 178V177H0ZM7 178H6V180H4V181H2V184L5 182L6 184L4 185L3 184V186H0L1 187V189H2V194H5L6 192L5 191H9L10 189L9 188H16V187H11L12 185H13V183H10V181H7ZM10 178H11V176H10ZM16 178V179H17ZM20 178V177H19ZM18 178V179H19ZM29 177H27V179H28ZM29 178V179H30ZM69 178V177H68ZM3 179H5V178H3ZM2 179V180H3ZM12 179L13 178H11V182H16L17 180L14 178L13 180L14 181H12ZM24 179H26V178H24ZM26 179V180H27ZM46 179V178H45ZM140 179H139V181H140ZM147 179V178H146ZM16 180V181H15ZM19 180H21V178L19 179ZM18 180V181H19ZM25 180V181H26ZM43 180H44V178H43ZM144 180V179H143ZM151 180H150V182H151ZM173 180V181H174ZM188 180H190V179H188ZM188 180H186L187 182L186 183H188ZM196 179H194V182L195 183H197L196 181H195ZM23 181V180H22ZM139 181H137V182H139ZM147 181V180H146ZM146 181H144L143 182V184L142 185H144V183H147ZM149 181V180H148ZM159 180H158V182L161 184V182H160ZM176 181L175 182H173V183H176ZM191 181H193V180H191ZM199 181V180H198ZM202 181V180H201ZM1 182V181H0ZM20 182V181H19ZM19 182H17V183H19ZM41 182H42V180H41ZM70 182V181H69ZM141 182V181H140ZM151 182V183H152ZM157 182V183H158ZM193 182V183H194ZM249 182V181H248ZM17 183H16V185H17ZM48 183V182H47ZM150 183V184H151ZM184 183V182H183ZM182 183V184H183ZM186 183H184V184H186ZM202 183H204V182H202ZM20 184H22V182L20 183ZM69 183H67V185H68ZM70 184H71V182H70ZM149 184V183H148ZM147 184V185H148ZM14 185H15V183H14ZM23 185V184H22ZM25 185V184H24ZM23 185V186H24ZM72 185V184H71ZM74 185V184H73ZM147 185L145 186H143V188L145 187H147ZM154 185H153V187H151L152 189H148V188H150V186H152V185H148L149 187H147V189L149 190V192L151 191V190H153L154 189ZM162 185V184H161ZM161 185H159V186H161ZM167 185V191H168V186ZM189 185H190V181H189ZM200 186L202 185V184H199ZM205 185H206V182H205ZM18 186V185H17ZM19 186H21V185H19ZM39 186V185H38ZM53 186H55L54 184H53ZM75 186V185H74ZM137 186H140V187H142L141 186V184L139 183H137ZM156 186V185H155ZM158 186V188H160L159 189V191L161 190V188L163 189V190H161V191H165L164 192V197H161V196H159V197H161V199L162 200H164L163 198H167L166 196H165V193H166V190L163 188V186H161V187H159ZM170 186H171V182H170ZM174 186V185H173ZM173 186H171V187H173ZM175 186H176V184H175ZM184 186V185H183ZM191 186H193L192 185V182H191V185H190V187ZM195 186V189L194 190H197L196 189V185H194ZM193 186V187H194ZM70 187V186H69ZM67 188V189H65V191H67V190H71V189H74V187L72 188V187H70V188ZM131 187V188H130ZM179 187V186H178ZM182 187V186H181ZM186 187H187V185H186ZM189 187V188H190ZM18 188V187H17ZM20 188V187H19ZM21 188H23V187H21ZM59 188V189H60ZM130 188V189H129ZM139 188V187H138ZM170 188V187H169ZM189 188H187V189H189ZM192 188V187H191ZM198 189H199V187H197ZM202 188V187H201ZM208 188V187H207ZM206 188V189H207ZM1 189H0V191H1ZM9 189V190H8ZM26 189V188H25ZM122 189H125V190H123V191H121ZM126 189H128V190H126ZM141 188H139V189H137V190H140ZM147 189H144V190H147ZM157 189V188H156ZM155 189V190H156ZM186 189V188H185ZM193 189V188H192ZM20 190V189H19ZM36 190H38V189H36ZM40 190V189H39ZM117 190H120V192L122 193V192H124V191H126V193L124 194H122V195H119V198L115 201V196H117L118 195V193H119V191H117ZM137 190H136V192H137ZM143 190V189H142ZM148 190H147V192H148ZM155 190H154V192H155ZM158 190V189H157ZM194 190H193V192H194ZM203 190V189H202ZM13 190L11 189V191H10V193L12 192ZM74 191H76V189L74 190ZM116 191L118 192V193H116ZM135 191V190H134ZM159 191H157V193L159 194ZM189 191H190V189H189ZM188 191V193H191L192 192V190H191V192H189ZM197 191H199V190H197ZM5 192V193H4ZM14 193H15V190L13 191ZM12 192V193H13ZM16 192H17V194H19L18 192H21V191H18L17 189H16ZM30 192V191H29ZM132 192V191H131ZM135 192V193H136ZM148 192V193H149ZM153 192V193H154ZM169 192V191H168ZM1 193V192H0ZM9 193V192H8ZM9 193V194H10ZM11 193V194H12ZM13 193V194H14ZM64 193H66V192H64ZM67 193H66V195H67ZM76 193V192H75ZM151 193H152V191H151ZM151 193H149V195L151 196L152 194ZM169 193H171V192H169ZM188 193H187V196H188ZM200 193V192H199ZM204 193V192H203ZM209 193H211V192H209L208 191V194ZM11 194H10V196L9 197H12L13 196V194H12V196H11ZM16 194V193H15ZM14 194V195H15ZM73 194V193H72ZM116 194V195H115ZM155 194V193H154ZM153 194V195H154ZM157 194V195H158ZM161 194H163V193H161ZM160 194V195H161ZM7 195V194H6ZM115 195V196H114ZM130 195V194H129ZM132 195L134 196V193H132ZM132 195H130L131 197H132ZM156 195V194H155ZM193 195V193H191L189 196H192ZM195 195H197V194H195ZM201 195V194H200ZM199 195V196H200ZM210 195V194H209ZM16 196V195H15ZM15 196H14V199H15ZM19 196V195H18ZM69 196V195H68ZM76 196H77V194H76ZM3 197V195L0 197V200H1V198ZM7 196H5V197H3V198H6ZM41 197V196H40ZM77 197H80V196H77ZM128 197V196H127ZM131 197H129L130 199H131ZM152 197V196H151ZM154 198H155V196H153ZM158 197V196H157ZM196 197V196H195ZM194 196H193V198H195ZM202 197V196H201ZM23 198V197H22ZM121 198V201L123 200ZM128 198V199H129ZM134 197H132V199H133ZM192 198V199H193ZM7 199V198H6ZM12 199V198H11ZM135 199V198H134ZM152 199V198H151ZM161 199H159V200H161ZM168 199V198H167ZM166 199V200H167ZM196 199H199L198 198V196H197V198ZM204 199V198H203ZM206 199V198H205ZM5 199H3V201H4ZM17 200V199H16ZM26 200V199H25ZM29 200V201H30ZM39 201H40V199H38ZM124 200H127V198H124ZM155 200H157V198L155 199ZM165 200V201H166ZM169 200V199H168ZM200 201H201V199H199ZM208 200H209V197H208ZM132 201H134V200H132ZM140 201H142V200H140ZM152 201H154V200H152ZM151 201V202H152ZM165 201L163 202V203H165ZM203 201V200H202ZM35 202H38V201H35ZM65 202V201H64ZM119 202V201H118ZM117 202V203H118ZM123 202V201H122ZM129 202H130V200H129ZM158 202V201H157ZM156 202V203H157ZM213 202V201H212ZM69 203V204H68ZM116 203V204H117ZM120 203V202H119ZM126 203H127V201H126ZM126 203H122V205H124V204H126ZM140 203V202H139ZM142 203H143V201H142ZM161 202L159 201V205H161L160 204ZM171 203V202H170ZM37 204V205H38ZM131 204H132V202H131ZM152 204H154V203H152ZM152 204H150V205H152ZM158 204V203H157ZM169 204V203H168ZM172 204V203H171ZM58 205V206H57ZM120 205H121V203H120ZM140 205V204H139ZM138 205V206H139ZM146 205L147 204H145L144 206L146 207ZM159 205L157 206L158 208H159ZM162 205H164V204H162ZM222 205V204H221ZM38 206V207H39ZM115 206V207H114ZM128 206H130L129 205V203H128ZM133 207H136L137 206V204H136V206L135 205H132ZM142 206V205H141ZM147 206H149V205H147ZM167 206V207H166ZM165 207L164 206H162L164 209L165 208H168V205H166ZM170 206L171 205H169V208H170ZM193 206V205H192ZM217 206V205H216ZM65 207V208H64ZM118 207H120V206H118ZM117 207V208H118ZM123 207V206H122ZM144 207V208H145ZM157 207H155V208H157ZM161 207V208H162ZM173 207V206H172ZM218 207V206H217ZM216 207V208H217ZM40 208V209H41ZM137 208V207H136ZM143 208V207H142ZM148 208V207H147ZM220 208V207H219ZM262 208H263V206H262ZM119 209V208H118ZM122 209V208H121ZM128 209H129V207H128ZM127 209V210H128ZM133 209V208H132ZM135 209V208H134ZM133 209V210H134ZM139 209V208H138ZM137 209V212H139V210ZM146 209V208H145ZM172 209V208H171ZM174 209V208H173ZM172 209V210H173ZM221 209H222V207H221ZM41 210V211H42ZM61 210V209H60ZM123 211H124V209H122ZM131 210V209H130ZM152 210V209H151ZM150 210V213L152 212ZM160 210V209H159ZM158 210V211H159ZM166 210V209H165ZM262 210V209H261ZM118 212H121V211H119V210H117ZM142 211V210H141ZM140 211V212H141ZM144 211V210H143ZM163 211V210H162ZM167 211V210H166ZM171 211V210H170ZM52 212V213H51ZM127 212V211H126ZM128 212H130V211H128ZM127 212V213H128ZM133 212V211H132ZM136 211H135V213H137ZM139 212V213H140ZM145 212H148V211H145ZM144 212V213H145ZM154 213H155V209H154V211H153ZM160 212H161V210H160ZM167 212H169V211H167ZM185 212H187V211H185ZM122 213V212H121ZM126 213V216L127 217H130V216H128V214H130V213H128L127 214ZM134 213V212H133ZM138 213V214H139ZM144 213H142L143 215H145ZM170 213V212H169ZM173 214L175 213L174 211L172 212ZM178 213V212H177ZM177 213H175V215L177 214ZM189 213V212H188ZM187 213V215L189 216V214ZM222 213L224 214V211H222ZM43 214V213H42ZM164 214V213H163ZM166 214V213H165ZM164 214V215H165ZM222 214V215H223ZM125 215V214H124ZM131 215V214H130ZM149 215V214H148ZM150 215H152V214H150ZM155 214H153V216H154ZM158 215V214H157ZM160 216L162 215L161 213L159 214ZM197 215V214H196ZM221 215V214H220ZM113 217L112 218V221L111 222H108V220L110 221V218L109 217ZM132 216V215H131ZM139 215H137V217H138ZM195 216V215H194ZM198 216V215H197ZM109 219H108V218ZM122 217V216H121ZM127 217H125V218H127ZM134 217V216H133ZM132 217V218H133ZM136 217V218H137ZM145 216H142V218L143 219H145L144 218ZM169 217V216H168ZM173 217H174V215H173ZM179 217H181L180 215H179ZM183 217V216H182ZM184 217H186V215H184ZM200 217V216H199ZM131 218V217H130ZM139 218H141V217H139ZM147 218V217H146ZM150 218V217H149ZM160 218V217H159ZM161 218H164V216L162 217L161 216ZM171 218H172V216H171ZM176 218V216L174 217V219ZM192 219H193V217H191ZM135 219V218H134ZM152 221H153V219L152 218H150ZM164 219H166V218H164ZM183 219V218H182ZM190 219V218H189ZM136 220H138L139 221V219H135L134 220V223H136L135 221ZM141 220V219H140ZM159 221H160V219H158ZM179 220V219H178ZM178 220H177V222H178ZM184 220H188V218L187 219H184ZM191 220V219H190ZM193 220H195V218L193 219ZM192 220V221H193ZM198 220V219H197ZM197 220H195V221H197ZM201 221H202V219H200ZM146 221H148V220H146ZM150 221V220H149ZM148 221V222H149ZM151 221V222H152ZM162 221V220H161ZM160 221V222H161ZM171 221H172V219H171ZM180 221V220H179ZM189 221V220H188ZM192 221H190V222H192ZM264 221V220H263ZM144 222V221H143ZM155 222H157L156 220H155ZM163 222H164V220H163ZM163 222H161V223H163ZM166 222H167V219H166ZM183 222V221H182ZM198 222V221H197ZM131 223H132V221H131ZM138 223V222H137ZM141 223V222H140ZM145 223V222H144ZM147 223V222H146ZM153 223V222H152ZM173 223V222H172ZM180 223H181V221H180ZM180 223H178V226H179V224ZM124 224V225H123ZM169 224V223H168ZM174 224V223H173ZM183 224H184V222H183ZM187 224H188V222H187ZM190 224H192V223H190ZM254 224V223H253ZM128 225V224H127ZM130 225V224H129ZM133 225V224H132ZM136 226H137V224H135ZM140 225H142V224H140ZM165 225H167V224H165ZM170 225H172L171 223H170ZM184 225H186V224H184ZM189 225V224H188ZM187 225V226H188ZM255 225V224H254ZM94 227L93 229H95L94 230V232H92V230H90V229H92L91 227ZM147 225H145V227H146ZM150 226V225H149ZM154 226V225H153ZM153 226L151 227V228H153ZM164 226V225H163ZM175 226V225H174ZM193 226V225H192ZM140 226L138 225V228H139ZM157 227H160V226H158L157 225ZM156 227V228H157ZM181 227V226H180ZM189 227H191V226H189ZM232 226H230L229 227V229L231 228ZM130 228V227H129ZM132 228V227H131ZM135 227L133 226V230H135L136 231V228L134 229ZM141 228V227H140ZM162 228H164V227H162ZM168 228V227H167ZM179 228V227H178ZM177 228V229H178ZM182 228H184V227H182ZM192 228V227H191ZM143 229V228H142ZM141 229V230H142ZM145 229H147V228H145ZM145 229H143V232H144V230ZM154 229H155V227H154ZM160 229V228H159ZM165 229V228H164ZM169 229V228H168ZM176 229V228H175ZM177 229H176V231H177ZM186 229H187V227H186ZM193 229V228H192ZM233 229H234V227H233ZM231 230V232H233L234 230ZM126 230H128V228L126 229ZM133 230L131 231V232H133ZM149 230H151V231H153V229H149ZM148 230V231H149ZM156 230V229H155ZM188 230V229H187ZM190 230V229H189ZM203 230V229H202ZM171 231V230H170ZM183 231V230H182ZM191 231V230H190ZM197 231V230H196ZM196 231H194V232H196ZM230 230H228V232H229ZM128 232H130V231H128ZM131 232H130V234H131ZM137 232H138V229H137ZM154 232V231H153ZM156 232V231H155ZM160 232V231H159ZM94 233V234H93ZM142 233V232H141ZM145 233V232H144ZM143 233V234H144ZM148 233V232H147ZM146 233V234H147ZM158 233V232H157ZM163 233V232H162ZM161 233V234H162ZM167 233V232H166ZM170 233V232H169ZM178 233H180L179 231H178ZM187 233H188V231H187ZM193 233V232H192ZM153 234H155V235H157L156 233H153ZM175 234V233H174ZM173 234V235H174ZM182 234V233H181ZM184 234H186V233H184ZM183 234V235H184ZM200 233H198V235H199ZM151 235V234H150ZM154 235V236H155ZM177 235H179V234H177ZM183 235H182V237H183ZM190 235V234H189ZM196 235V234H195ZM197 235V236H198ZM131 236H133V237H135L133 234L131 235ZM130 236V237H131ZM139 236V235H138ZM142 235L140 234V237H141ZM149 236V235H148ZM154 236H150L151 237V239H152V237H154ZM162 236V235H161ZM167 236H168V234H167ZM170 236H171V233H170ZM175 237H176V235H174ZM184 236H186V235H184ZM188 236V235H187ZM144 237V236H143ZM160 237V236H159ZM164 237V236H163ZM163 237H162V239H163ZM172 237V236H171ZM178 237V236H177ZM180 237V236H179ZM192 237H193V235H192ZM132 238V237H131ZM137 238V237H136ZM156 238V237H155ZM158 238V237H157ZM198 238V237H197ZM98 239V238H97ZM96 239V240H97ZM141 239V238H140ZM144 239H146V238H144ZM148 239V238H147ZM150 239V240H151ZM160 239V238H159ZM159 239H155V240H157V242H158V240ZM162 239H161V241L160 242H162ZM169 239V238H168ZM171 239H174V237L173 238H171ZM180 239L181 238H179V242H180ZM200 239V238H199ZM135 239H133V241H134ZM149 240V239H148ZM148 240H146V242L148 241ZM166 240V239H165ZM177 240V239H176ZM184 240H186V239H184ZM184 240H183V242H184ZM187 240H188V237H187ZM192 240V239H191ZM191 240H189V241H191ZM132 241V242H133ZM136 241V240H135ZM134 241V242H135ZM138 241H141V240H139L138 239ZM138 241H137V243H138ZM143 241V240H142ZM141 241V242H142ZM169 241V240H168ZM167 241V242H168ZM174 241V240H173ZM198 241V240H197ZM200 241H203V240H200ZM71 243V244H68V243ZM140 242V243H141ZM155 242V241H154ZM170 242V241H169ZM182 242V243H183ZM188 242V241H187ZM95 243L97 244V245H95ZM139 243V244H140ZM144 243V242H143ZM151 243H153V241L151 242L150 241V244ZM156 243V242H155ZM155 243H153L154 245H155ZM159 243V242H158ZM163 243V242H162ZM191 243V242H190ZM142 244V243H141ZM165 244V243H164ZM170 244H171V242H170ZM169 244V245H170ZM174 244V243H173ZM177 243H175V245H176ZM179 244V243H178ZM184 244V243H183ZM182 244V245H183ZM101 245V244H100ZM133 245H135V243L133 244ZM143 245V244H142ZM157 245V244H156ZM161 245V244H160ZM180 245H181V243H180ZM179 245V246H180ZM190 245V244H189ZM188 244L186 245V246H184L183 245V247L184 248H187L188 246H189ZM196 245V244H195ZM199 245H200V243H199ZM199 245H198V247H199ZM145 246V245H144ZM151 246H152V244H151ZM158 246H159V244H158ZM157 246V247H158ZM162 246V245H161ZM160 246V247H161ZM164 246V245H163ZM170 246H174V245H170ZM176 246H178V245H176ZM201 246V245H200ZM220 246V245H219ZM100 247V248H99ZM142 247V246H141ZM141 247H140V250H142L141 249ZM149 248H150V246H148ZM154 247H156V246H153V250H154ZM167 246H166V244H165V248H166ZM183 247H181L180 246V248H183ZM190 247V246H189ZM195 247V246H194ZM193 247V248H194ZM221 247V246H220ZM223 247V246H222ZM226 247V246H225ZM144 249H145V247H143ZM159 248V247H158ZM164 248V247H163ZM165 248H164V250H162V248H161V250L162 251H164V253H165ZM169 248V247H168ZM172 247H170V249H171ZM173 248H175V246L173 247ZM179 247H178V249L176 250V251H178L179 252V249H180ZM191 248H192V245H191ZM191 248H189V249H191ZM197 248V247H196ZM211 248V247H210ZM209 248V249H210ZM214 248H217L216 246L214 247ZM233 248V250H234V247H232ZM103 249V248H102ZM103 249V250H104ZM150 249H152V248H150ZM176 249V248H175ZM174 249V250H175ZM199 249V248H198ZM224 249V248H223ZM228 249V248H227ZM12 250V249H11ZM102 250V251H103ZM149 250V249H148ZM156 250V249H155ZM158 250H160V249H157L156 251H158ZM160 250V251H161ZM166 250H167V248H166ZM169 250V249H168ZM167 250V251H168ZM173 250V251H174ZM182 250V249H181ZM200 250H201V247H200ZM203 251L205 250V248L204 249H202ZM207 250H208V248H207ZM214 250H216V249H214ZM214 250H211V251H209L210 252V254H211V252L212 251H214ZM226 250V249H225ZM230 250H232V249H230ZM232 250V251H233ZM107 251V252H108ZM146 250H144V252H145ZM161 251V252H162ZM172 251V252H173ZM184 251H186V250H184ZM191 251H192V249H191ZM196 251V250H195ZM232 251H230V253L232 252ZM234 251H236V250H234ZM139 252H143V251H139ZM155 252V251H154ZM171 252V251H170ZM187 252V251H186ZM186 252H184V253H186ZM189 252V251H188ZM202 252V251H201ZM205 253H206V251H204ZM159 254H161L160 252H158ZM169 253V252H168ZM175 254H176V252H174ZM174 253L172 254V253H170V255H171V257H175V259L177 258V256H172V255H174ZM180 253V252H179ZM182 253H183V251H182ZM182 253H181V255L179 254H177L178 255V257L179 256H181V257H183V255H182ZM183 253V254H184ZM194 253V252H193ZM213 253V252H212ZM219 253V252H218ZM229 253V252H228ZM232 253H234V252H232ZM107 254V253H106ZM139 254V263L140 264H151L152 262L151 261H149L148 259H150V258H153L152 256L150 257L149 255V257H146V255H145V253H144V255H142V254H140V253H138ZM148 254V253H147ZM149 254H154V253H151V250H150V252H149ZM159 254H157V255H159ZM163 254V253H162ZM166 254V253H165ZM191 254V253H190ZM189 254V255H190ZM215 255H217L216 253H214ZM224 254V253H223ZM222 254V255H223ZM169 255V256H170ZM198 255H200V253L199 254H195V256H194V258L196 257V258H198L199 256ZM208 254H206L205 255V257L207 256ZM212 255V254H211ZM210 255V256H211ZM226 255V254H225ZM234 255V254H233ZM12 256H13V258H12ZM162 256V255H161ZM186 256H187V253H186ZM202 256H203V253H202ZM201 256V257H202ZM218 256V255H217ZM220 256V255H219ZM154 257H156V255L154 256ZM165 257H166V255H165ZM204 257V256H203ZM208 257V256H207ZM212 258H213V255L211 256ZM215 257V256H214ZM223 257H224V255H223ZM168 258V257H167ZM167 258H166V260H167ZM180 258V257H179ZM178 258V260H179V262L181 261L180 259ZM186 258H189V256L188 257H186ZM211 258V259H212ZM220 258H222L221 256H220ZM219 258V260H221ZM229 258L230 259H232L231 257H230V255H229ZM155 260H158V256L156 257V258H154ZM162 259H164V258H162ZM170 259V257L168 258V260ZM175 259L173 260V261H175ZM191 259H192V257H191ZM203 259V258H202ZM217 259V258H216ZM225 259H226V256H225ZM229 259V260H230ZM151 260V259H150ZM160 260H161V257H160V259H159V264H160ZM166 260H161L162 262H161V264H164V263H166L165 261ZM177 260V261H178ZM189 260H190V258H189ZM188 260V261H189ZM204 260V263H205V259H203ZM203 260L201 261V262H203ZM212 260H215L214 258L212 259ZM211 260V261H212ZM218 260V259H217ZM223 260V259H222ZM227 262H228V256H227ZM226 260H224V261H226ZM102 261H103V259H102ZM106 261V260H105ZM152 261H154V260H152ZM163 261H164V263H163ZM170 261V260H169ZM172 261V262H173ZM183 261H184V259H183ZM191 261H193V259L191 260ZM197 260H195V262H196ZM208 261H210V260H206V262H208ZM210 261V262H211ZM224 261H223V263L222 264H224ZM151 262V263H150ZM157 262V261H156ZM172 262H168L169 264H171ZM176 262V261H175ZM175 262H174V264H175ZM178 262V263H179ZM182 262V261H181ZM195 262H193V263H195ZM198 262H199V260H198ZM217 262H219V261H217ZM226 262V263H227ZM103 263V262H102ZM138 263V264H139ZM187 263V262H186ZM215 263V262H214ZM229 263V262H228ZM230 263H231V261H230ZM156 264V263H155ZM158 264V263H157ZM173 264V263H172ZM180 264V263H179ZM182 264V263H181ZM184 264V263H183ZM189 264V263H188ZM191 264V263H190ZM199 264V263H198ZM202 264V263H201ZM210 264V263H209ZM212 264V263H211Z\"/></svg>",
  "mask_w": 264,
  "mask_h": 264
}]
</instances>
